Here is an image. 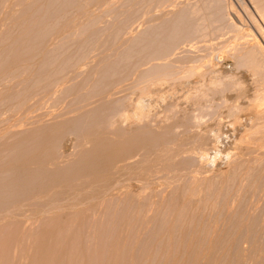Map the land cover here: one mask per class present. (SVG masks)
Masks as SVG:
<instances>
[{
    "label": "rangeland",
    "instance_id": "374dc122",
    "mask_svg": "<svg viewBox=\"0 0 264 264\" xmlns=\"http://www.w3.org/2000/svg\"><path fill=\"white\" fill-rule=\"evenodd\" d=\"M32 3H34V4H32ZM38 3H39V5H38ZM66 4L67 5L69 4V5L67 6ZM212 5H214V6H212ZM54 9H55V11H53ZM138 9H139V11H138ZM263 9H264V6H263ZM83 11H85V12H83ZM137 11H138V13H137ZM138 14H140V15H138ZM47 15L49 17H50V15H51V17L52 16L53 17L52 18L50 17L48 19ZM129 16H130V18H129ZM67 18L70 21H68ZM110 20H112V21H110ZM40 21H42V22H40ZM37 22H39V23H37ZM63 22H65V23H63ZM113 22H114V24H113ZM131 22H132V24H131ZM191 22H193V24ZM66 23H67V25H66ZM70 24H73V25L75 24L74 25L75 27L73 25H70ZM189 24H191V25H189ZM63 25H65V26H63ZM127 25H128V27H127ZM186 26H188V27H186ZM45 27H47V28H45ZM120 27H122V29ZM144 27H146V28H144ZM56 28H58V29H56ZM195 28L198 30H195ZM36 29H37V31H36ZM188 29L189 30L192 29V30L189 32ZM58 31H60L59 32L60 34L58 33ZM45 33H47V34L45 35ZM132 33H133V35H132ZM144 33L146 34V36H149L151 34L154 37V39L156 40L157 44H160L161 42H167V41H168V43H170V48H169L170 51H168L169 53L167 52L168 58L165 57L164 59H162V61L157 60L154 62L152 61L151 63H146V61H147L146 57L141 55V56L132 58L133 60H128V62H129L128 66H127L128 71L126 72L127 75L125 77V78H127V80H126L127 82H125V83L122 82L123 86L119 85L120 90L118 92L120 94L119 95L115 94L114 95L115 97L112 96L114 98H111L109 100L110 104H113V102L115 103L116 100L119 103L125 102L126 101L125 97H127L129 95L130 90L132 91V87L135 84H137L138 78L143 74V72L145 73L146 71H148V69L150 70L153 66L170 65V67H171L174 65L173 69L177 68V66H178V67L182 68L183 70L186 69L185 67H187V69H188V66L191 68L197 67V69L200 71V74L199 73L196 74V77L192 76L194 82H196L201 77H204L203 79H205V81H207L216 72L219 75L221 83L219 82L217 84V86L215 85V86H213V88L212 87L210 88V86H209L210 89L207 91V95H205L206 98H204V96L201 98H200V96H197V97L194 96L193 97L194 99L197 98V100H194L191 97L192 99L190 98V100H189L190 103L188 104L187 103L188 101L186 102L188 105L185 103V101L182 100V98L180 97V94H178L177 96L175 95L174 98L168 99L165 101L166 103L164 102L163 104H161L160 108L156 109L157 111L155 110L153 112L154 115H152L153 113H151V115H152L151 118L147 119L148 121L146 120L144 123L142 122L144 125L143 124L141 125V123H139V124H126V125L124 124L121 127H119L120 131L122 133H124L125 136H127V135L129 136V135L136 133V132L143 133V131H141L143 129L144 132L149 131V132H153V134L155 133L156 135H157V133H159L160 136H163L164 134H166L164 132H167V140H166L167 142L166 143L168 145H170L168 143L170 140H172L174 142L176 141L175 142L176 145H175V143L173 145V143L170 142L171 143L170 147L165 143L164 144L165 147L163 145L161 147V145H160V146L156 147L154 150H152L151 152H147L145 150L139 151L140 153L142 151L145 153L144 154L142 152V154H141L143 158L140 157L141 155L140 156L138 155V154H140L138 152V153H136L138 156L135 157L136 156V154H135V156H134L135 158L132 157L131 158L132 160L130 159V161H128V162H126L127 160H125V161L119 160L118 162H116V164L118 166H121L123 164L122 166H125L126 168H129L130 170H131V168L133 169L131 172V175L126 179V181L131 182L133 180L134 181L136 180L139 187L137 186V184H135L136 181H135V183H133L134 181L131 183L129 182L127 185V183H125L126 181L124 180L122 182H124V184H126V185H124V184L122 185L121 184L122 182H120V183H117L118 185L117 184L113 185L115 189L112 188V186H111V187H109L110 189L105 190L103 188V190L102 189L97 190L96 187L94 186L95 183H90L89 180H87V184L81 186L79 188V190L76 191V193H74V195L69 196V197L63 196L62 199L60 197L59 199H61V201H59V203H58L59 206H57L58 204L57 205L54 204L57 202L47 203L46 205H44L41 208V212H40L41 215H39V213L34 214L33 213L34 210H29V209H31V207L25 206L24 207L25 209L23 212L25 215L28 214L30 217L23 216V217H21L22 220H26L27 223L29 224V222L33 223L34 219H38V221H36V222H38L40 224L41 222L47 221L50 219V217L52 218V216H54L55 218L53 217V220L56 219V221H57L55 225L61 227L62 232L63 231L68 232L69 231V230H67L68 228H71L70 230L72 232H74L77 229L74 232L75 234H72L71 231L67 234H65V233L62 234V232H61L58 236V242H59L58 245L55 243V240L53 238H51L53 241H51V239L49 238L51 242H48L45 246H46L48 254L52 255L55 258V259L54 258L53 259L56 260V262L53 261V259H52V262H55V264H58L59 261L67 262L71 259L73 260L74 254L71 253V250L69 249L68 245H69V243L71 244L75 240L76 241L78 240V242H77V248H79L78 253L80 255L79 257L81 258V261L83 264H97V260L95 258L93 259V261H92V259L90 260V258L96 256V255H94V252H95V254L97 251L99 252L101 247L103 248L104 245H107L106 247H109L110 250H108L106 253V252H104L105 251L104 250L105 247H104L103 248L104 251L99 252L100 254L103 253V254H101V258L106 257L107 259L110 260V261L108 260L109 262H112L111 259L114 257L116 258V259L114 258V260L121 259L117 255L119 252H116V251H121L120 254L124 255V253H122V250H121L123 248L122 247L123 245L124 246L126 245L123 248L124 252H125V250L128 251L130 249L129 247L126 249V247L129 246V242H131L130 244L134 247L133 250L135 252H138V250L140 252V249H142V248H140V246L144 247V245H145L147 247V249H149V251H152L153 250L152 248H154L153 246H155V244H156V247L160 244V242L162 244V240H163V245H161L162 249H160L161 248L160 247V248H156V250L158 251V249H159V252H158V253H160L159 256L161 254H164L165 252H167L168 256H165L166 254H164L165 257L163 256V259H162V255L159 258L157 253H153L154 258L158 257V262L165 261L164 263L162 262V264H167V263L171 264L174 262V259L175 260L177 259L176 261H179V262H177L179 264H182L183 262L186 263V261H188L186 264H192L195 261H196L195 264H199L200 262H202V264H206V263L211 264V262H212L211 256H213V255H214L213 261L216 259L220 261L219 262L216 260L213 262L214 264H216V262H217V264H219V263L223 264L224 260L225 261L229 260L228 263L224 262V264H226V263L227 264H243V263L244 264H264V260H263L264 259V105H263L264 104L263 103L264 102L263 101L264 100V94H263L264 93V18H263V20L261 19L259 11H257L255 9V6L251 2V0H158V2H157V0H137V1L136 0H0V148H2L3 145H7V144L10 145L16 139L31 133V131H36V133H39L40 132L39 130H41L42 128H47L49 126L57 125V124L58 125H62L65 123L68 124V122H70L71 120H75L77 117L83 116L84 112H85L84 114H86V113H89L90 111H92L93 109L97 108L99 101H97V103H95V104L88 101V103L91 104L89 107H87V109H89V110L83 111V113L81 112L79 115L78 110L81 109L80 107H82L84 104L82 103V105H81V104H78L77 102H79L78 100H81L84 96H87L88 94H90V92L94 89L93 86L97 85L96 83L99 82L101 74L105 69H111V67L114 65V63L118 64L120 61L123 60V58L127 55V54L125 55L126 48H127V50L131 48L130 49V51H131L133 45H136L138 43V46H139V44L141 42L139 39L144 41V39H142V37L143 38L146 37V36H143V35H145ZM147 33H148V35H147ZM31 34H32V36H31ZM94 35L96 38L93 37ZM130 35L132 38L130 37ZM35 37L39 38V39L43 38V37H46V38L41 39L42 42L43 41L44 42H43V44L38 45L39 39H37V42H34V44L32 43L33 42L32 40ZM91 38H93V40L94 39L95 40L93 41V40H91ZM86 39H88V40L90 39L89 40L90 42ZM24 40H26L25 41L26 43H24ZM83 40H86V41H83ZM137 40H139V42ZM27 41L31 42L30 43L31 46L28 45L29 43ZM134 41H137V42H135L136 44L134 43ZM115 42H116V46H115ZM121 42H122V44H121ZM124 43H126V45ZM131 43H133V44H131ZM15 44H16V47L14 46ZM25 44H27V45H25ZM35 44H37V45L35 46ZM93 44L95 47H93ZM130 45H132V46H130ZM22 46H24V47L26 46V48H24V47L22 48ZM128 46H130V47H128ZM17 47H19L21 50L24 49V51H26V52L22 51V54H23V56L27 54V56L25 57L27 62L22 61L23 64H20L22 62H20V63L12 62L13 59L11 57L13 56L12 53L14 52V50L12 52V49L13 48L18 49ZM134 47L136 48L137 46H134ZM134 47H133V49H134ZM194 48H195V50H194ZM74 49H76V50H74ZM115 50H117V52ZM121 51L123 53H120ZM201 52H202V54H200ZM85 53H87L86 55H88V56H86ZM193 54L196 56L198 54L197 58H196V56H193ZM35 55H37V56H35ZM46 55L48 57L50 56L49 58L51 59V61L49 59V63H50V66H51V64H53L52 66H53L54 70L51 68L52 66L45 69L44 71L41 70L42 69L41 67H43L42 66L43 62L44 61L46 62L48 60L47 59L48 57H46ZM58 55H60V56H58ZM114 55H115V57H117L116 58V59H118L117 61H114V59H115V57H113ZM30 56H32V57L30 58ZM121 56L123 58H121ZM188 56H190V57H188ZM27 57H29V58H27ZM41 57H43V58H41ZM37 58L38 59L41 58L42 60L40 59L38 61L39 62L38 63ZM61 59H62V61H61ZM165 59H166V61H164ZM52 60L55 61L54 62L55 65H54ZM56 61L61 62V65H60V63H58ZM186 61H188L190 63V65L187 64ZM7 62L10 66L7 65ZM34 62H35V64H34ZM70 62L72 63V66H71ZM80 62L81 63L83 62V65ZM185 62H186V64H185ZM5 63H6V65H5ZM78 63H80V64L78 65ZM195 63H197V64H195ZM47 64L48 63H44V65H47ZM58 64L61 66V69H59L60 67H58V70H55V68H57V66H59ZM62 64H63V66H62ZM124 64L127 65V62H125ZM124 64H122V65H124ZM177 64H179V65H177ZM73 65H74V67H73ZM95 65L96 66L98 65V68L101 67L100 70H98V68ZM102 65L107 66V67H105L103 69L104 66H102ZM137 65L140 67H137ZM141 65H142V67H141ZM8 66L10 67V69ZM87 66H90V67H87ZM109 66H110V68H109ZM76 67H77V69H76ZM94 67L96 68V71H95ZM201 68H202V70H201ZM70 69L72 71H70ZM178 69L179 68H177L175 70H178ZM187 69H186V71H187ZM47 70L49 71L48 74H47ZM97 70H98V73L96 74ZM179 71H178L179 75L176 76L177 78L182 79V78L187 76V75L185 76L186 71L185 72L181 71V69ZM80 72H81V74H80ZM181 72H183V73L181 74ZM56 73L58 74V76L56 75ZM85 73H86V75H85ZM93 73H94V76H92ZM49 74H51V75L49 76ZM99 74H100V76H99ZM61 75H63V77ZM96 75H98L97 80H96V78H97ZM41 76H43L44 78ZM88 77H89L88 82H85L88 84L87 85L85 84L86 86L85 85L83 86L82 82L86 81L88 79ZM91 77H92V79L96 77L95 80L98 82L92 80ZM115 79L116 78L111 79V80L114 81ZM40 81H41V83H40ZM80 82L82 83L81 85L83 87L78 86ZM94 82H96V83L93 85ZM236 84H238V85H236ZM54 85H55V87H54ZM240 85H241V87H240ZM78 88H81V90H79ZM82 88H86V89L82 90ZM136 88L138 89V87H136ZM136 88H134L133 90H135ZM165 88H167V86H165L164 89ZM77 89H78V91H77ZM128 89H130V90H128ZM68 93H69V95H68ZM59 94H61V95H59ZM208 94H210V95L208 96ZM61 96L63 97L62 99L60 98ZM44 98H45V100H44ZM203 98H204V100H202ZM178 99L180 100L179 103H178V101H179ZM198 99H200V100L198 101ZM195 101H197V103L200 102L199 104L201 105L202 108L197 107L196 105H198V104ZM47 102H48V104H47ZM191 102H195L196 107L193 105L194 103L192 104ZM202 102H203V105L201 104ZM180 103H182V104L180 105ZM96 104H97V106H96ZM190 104H192V105L190 106ZM259 104L261 107L260 106L258 107ZM75 106H79V107H75ZM229 113H231V114H229ZM260 113H261V115H260ZM232 114H233V116H232ZM76 115H78V116H76ZM231 116H232V118H231ZM64 117H66V118H64ZM71 117H73V118H71ZM68 119H70V120H68ZM236 120L238 122H236ZM60 122H61V124H59ZM235 122L237 124L239 123V125H240V126H237V124L234 125V127H235L234 129L235 130L237 129L236 130L237 132L234 131L233 128H230V124L231 123L235 124ZM228 124H229V126H228ZM233 124L231 126H233ZM148 125L150 127H148ZM217 125H219L220 127ZM221 125H222L223 129L221 128ZM226 125L228 128L226 127ZM214 126L216 129L219 128L218 131L219 130H220V132L223 131L222 132L223 134L226 133L227 136L232 135L231 134L232 130L234 131V133H233L234 139L232 137L233 141L231 142V140H229L233 144L230 145V142L225 143L227 145L229 144L228 151H227V148H225V147H227L226 145L224 147L223 146L219 147V150L222 153L224 152L222 156L226 155L225 153L228 154L229 152L232 155H230V153H229L230 158L228 159V162H227V160L225 161V159H224V161L221 160L222 163L220 161V165H219V161H217L216 163H218V164L213 165V166L211 165V167L208 166L209 169L207 167H205V163L204 164L202 163L200 165L201 167L198 164H197V166L193 165V164H195L196 159L197 158L199 159L198 154H200L201 152H204V153L207 152L208 154L214 152L213 150L211 151L212 148L210 150L207 149V148H209L208 146H210V145H208L209 142L206 141V140H209V136H208L209 134L208 133ZM236 127H238V128H236ZM215 128L213 130H215ZM147 129H149V130H147ZM153 129H155V130H153ZM161 129H162V131H161ZM225 130H227V131L229 130L231 133L229 131L224 132ZM205 132L207 134L205 136V137H207V139L202 137L205 134ZM198 133L200 134V136ZM236 135H237V137H235ZM110 136H114V135H109L107 137L109 140L110 139L116 140V138H112V137L110 138ZM75 137H76L75 135L70 136V133L64 134L63 137L60 138L61 140L59 142L60 144H58V146H57L58 148L55 149L57 155H61V156L63 155L62 157H64V158L66 157L65 158L66 162L67 161L75 162L76 160L75 159L73 160V157L78 158L77 156H79V154H80V153L79 154L76 153L80 149H78L77 146H75ZM163 137H165V135ZM230 139H231V137H230ZM4 140L6 143H4ZM201 141L207 142L206 145H208V146L205 147L204 149H202L203 147L202 148L200 147V145L202 143ZM238 142H240V143L238 144ZM234 143H236V144L234 145ZM202 144L205 146V143H202ZM61 145L63 148L61 147ZM203 145H201V146H203ZM183 146H184L183 151H185V148L187 147L189 152L187 151V149L185 152H187L188 154L187 153L184 154V152L182 151ZM176 147H178V151H177ZM180 147H181V150H180ZM197 147H199L201 149V151H199L200 150L199 148L196 149ZM221 147L224 149L222 150ZM159 148L162 151L159 150ZM164 148H165V151L167 148L166 152L169 155H171V152H172V155H175L176 157L174 158V157H172V155L170 157H168L169 155H166L167 153L165 151H163ZM191 148L195 149L196 152L199 151L200 153L197 152L198 153L197 154L195 152V150H193ZM2 149H0V152L2 151ZM168 150H169V152H168ZM202 150H204V151H202ZM158 151L162 152L163 155H166V157L163 156L162 153H160ZM173 151L174 152L176 151L177 155ZM225 151H227V152H225ZM178 152H181V153H179V155H178ZM191 152H195V153H192L193 156H192ZM75 154L76 155L78 154V155L73 156ZM149 154L152 156V158ZM180 154H181V156H180ZM194 154H196L198 156H196ZM69 155L72 156L70 158L72 160L69 159ZM184 155H186L187 157ZM0 156H1V153H0ZM167 157H168V160L165 159ZM171 157L174 159H172ZM177 157L180 158V160H183L181 158H184V159L188 158L189 159L191 157L190 158V159H192L191 163L193 162L192 167L195 169H193L192 167L191 168L188 167L187 169L189 170V168H190L191 171L190 170L189 171L191 172V174H190V172L188 173V171H186L187 176L188 177L190 175H191V177L193 176L192 178H193L194 182H196L199 180V178L202 177L201 175H198V174H202L203 177L198 181V183H194L192 181V179H190V184H188L189 182L184 183V179L181 180L182 182L180 181L181 183H179L177 181L176 182H168L169 179H172V177H173L172 173L173 172L170 174V176H171V178H170V176L168 174H165V173H167V172H165L166 168H163V167H165L167 163H168L167 164V166H168V165L172 164L173 161H175V162L179 161L178 159L176 160ZM195 157H196V159H195ZM64 158L63 159L59 158L60 160L58 159V162H57V164L59 163L58 166H60V164H61L60 161L64 160ZM136 158H138V159H136ZM139 158H141L142 160L141 159L139 160ZM156 159H158V161ZM169 159L171 161L170 163H169ZM198 159H197V161H198ZM219 159H222V158L220 157V158H218V160ZM65 160L63 162L61 161L62 164L65 162ZM137 160H139V161H137ZM185 160H187V159H185ZM70 162L68 164L64 163L65 166L63 165L60 167L65 168V167L72 166V163H70ZM131 162H133L132 164L134 166L131 165ZM148 162L150 163V165ZM162 162H163V164L160 165ZM164 162H166V163L164 164ZM124 163H128L132 167H127L128 164L125 165ZM141 163H143L144 165ZM145 165H147V166H145ZM60 167H58V169H60ZM135 167H137V168H135ZM140 167H142V169L143 168L144 169L142 170ZM203 167L205 169H203ZM146 168H148L149 170ZM161 168H163L164 171H162ZM135 169H138V170H136V172H135ZM195 170H198V172L197 171L195 172ZM133 171L137 174H135ZM163 172H165V173H163ZM186 172H184V173H186ZM174 173H175V176L178 174L176 172H174ZM195 173H197V174H195ZM1 174L2 173H0V178H3L6 176V174H4V173L2 174V176H1ZM153 174H154V177H152ZM197 175L200 176L198 178V180H197ZM187 176H185V177H187ZM191 177H189V178H191ZM194 177H196L195 178L196 180L194 179ZM138 178H140V179H138ZM152 178L154 179V181ZM189 178H187L188 180L185 178V181L186 180L189 181ZM129 179H131V180H129ZM141 179L144 181L146 179L147 182L145 181L146 182L145 183ZM162 180L164 181V184H163V182H160ZM150 181H152V182H150ZM141 182H144L143 186H141V184H142ZM155 182H157V183H155ZM165 182H166L167 189H166V186H164ZM147 183L148 184L150 183V184L148 185ZM154 183L157 185H155ZM176 183H178L180 186L179 185L176 186ZM182 183L185 186H183ZM145 184L147 186H150V187H148L150 189L145 187V188H147L145 190L144 189ZM189 185L191 186V188H189L190 187ZM115 186H117V188ZM187 186H189L188 187L189 189L187 188ZM136 187H138V188H136ZM142 187L144 190L142 189ZM151 187L154 191L151 189ZM169 187H170V189H169ZM184 187H186L187 192L182 191V189ZM140 188L142 189V191H145V193L142 192ZM173 189L175 190V194H174ZM148 190H150V192H149L150 194L148 192L146 193V191H148ZM179 190H181L180 192L185 193V194L182 195L180 192L177 193L176 191H179ZM183 190H185V188ZM139 191L141 194L143 193V195L146 194V195H144V197L145 196L149 197V198L146 197L145 200L143 199L145 201L144 203L142 202L143 196L142 195L140 196ZM160 191H162V192L160 193ZM126 192H128V193L126 194ZM153 192H156L158 195L156 193H153ZM171 192L173 194H171ZM188 192H192V193H189L190 196L192 194V196H193V197L191 196L192 198L188 197L189 196ZM112 193H113V195H112ZM136 193L139 194V196L138 195L136 196ZM151 193H153V194L151 195ZM163 193H165V194H163ZM92 194H94V195H92ZM132 194H133V196H132ZM149 195H151L153 198L151 199L150 198L151 196H149ZM153 195L155 196L156 199L154 198ZM177 195H178V197H176ZM93 196H95V197H93ZM169 196L170 197L172 196V198L173 197H175V198H173V200H172V198H170ZM184 196H186V197L184 198ZM86 197H87V199H86ZM135 197H139L141 199L135 198ZM63 198L66 200L69 198L70 199L66 201ZM91 198H93V200H91ZM107 198H108V200H107ZM127 198L129 199V201ZM183 198L185 199L184 201H183ZM187 198H189L190 201ZM77 199H79L80 201ZM105 199L108 201L109 204L106 203L107 201ZM147 199H151L150 202L152 201L151 202L152 207H155V208H152L151 206L149 207V205H151V204L148 203L149 201L146 202ZM136 200H139V201L141 200V201L137 202ZM169 200H172L173 203H169ZM186 200L189 202H187ZM86 201H89L91 204L88 202H87L88 204H86L85 203ZM162 201H163V203H161ZM7 202L8 203L13 202V199H9L3 203V204L6 203L5 204L6 207H8L10 205ZM73 202H75L76 204L75 203L73 204ZM199 202H201L202 204ZM60 203H62L61 204V206L63 205L62 207L60 206ZM157 203H158V205H157ZM165 203L166 204L168 203L169 205L167 204L168 205L167 206ZM82 204L84 205L83 207H82ZM101 204H102V206H100ZM106 204L108 205L109 210H108V207L105 208ZM123 204H125L128 212L125 210V208H124L125 206L124 207L121 206ZM136 204H137V207H136ZM49 205H52L54 208L52 206H49ZM64 205H66V206H64ZM110 205H111L112 210L110 209ZM179 205H181L184 209L182 207H179ZM113 206H116V208L114 209ZM138 206L140 207L141 210L143 209L142 213L140 212ZM141 206H142V208H141ZM164 206H167V208L171 206V208L173 207L174 210L168 208L169 211L171 210V212L169 214L168 209L165 208ZM174 206L175 207L178 206L180 211L183 209L182 213L184 215V218L186 220L189 219L187 221L189 223L184 228L186 230H183L182 227L178 229L177 224H174L175 225L174 226V225L168 223V222H170V220H172L170 223L173 222V219H170L173 216H176V217L179 216L177 213H179L180 211L177 207L175 208ZM78 207L81 208V210H83V211L86 209L85 207H89V208H87L88 211L86 209L87 214L85 213V211L84 212L81 211V213L82 212L85 213V214H83L84 218H83L82 214H80V212H79L80 209ZM92 207L95 208V210ZM120 207H122L123 210ZM144 207L146 208V212H145ZM162 207L167 209V210L162 209ZM185 207H187L188 209ZM99 208H100V210L101 209L102 210L99 211ZM134 208L137 210H135ZM156 208H157V210H156ZM4 209L0 208L1 211ZM7 209H9V207ZM92 209L95 212V213L93 212L94 214L92 213V211H93ZM11 210H13V209L11 208ZM43 210H45L46 212L49 211L48 214ZM57 210H59V212H57ZM105 210L107 212L111 210L112 212L111 211H110V213L108 212V215H107V214H105V213H107ZM121 210L122 211L125 210L126 214H124V212H119ZM163 210L165 212H163ZM191 210H193V211L191 212ZM104 211H105V213H104ZM157 211H159L160 214ZM23 212L21 210V212L17 211L16 213L20 214ZM27 212H29V213H27ZM78 212L80 214L79 217L77 215ZM185 212H187V214H189V216L185 217V215H186ZM112 213L114 215V216L112 215V217H115V219H113L111 217V220H114V221H112L113 222L112 223L109 220L111 222V224L109 222V224H107V225H111V226L110 227L108 226V229H106L107 226L104 224V221L106 220L105 222L108 223L107 217L110 216ZM121 213H123L125 216H127V213H128V215L130 214L131 217H133V219L131 217L129 218L131 220V222L128 218H125V216L123 217V215ZM154 213L156 214V216ZM2 214L0 213V215H2ZM42 214H44V215H42ZM67 214H68V216H67ZM157 214H159V215H157ZM166 214H167V216H166ZM174 214H176V215H174ZM254 214H255V217H253ZM64 215L67 218L64 217ZM160 215L161 216L164 215L163 217L165 218V220L169 226L164 225L163 222H165V221H164V219H162L163 217H161ZM232 215H233V217H232ZM251 215L253 218L251 217ZM71 216L73 219L72 218L69 219V217H71ZM118 216L119 217L121 216V218H119ZM169 216H171V217L168 218ZM193 216H194V218H193ZM16 217L19 218V216H16ZM143 217H145V218H143ZM189 217H191V219ZM3 218H5V217L0 218V227L4 226V224L7 221L11 222V221L15 220V219L9 220L8 217H6L7 219H5V220H7V221L4 220L5 222H3ZM41 218H42V220H41ZM230 218L232 220H230ZM255 218L258 221H255ZM63 219H64V221H61ZM68 219L70 221H68ZM127 219L129 221H126ZM146 219H147V221H146ZM158 219H162L163 222H161L162 220H160V222L159 221L156 222V220H158ZM168 219H170V220L167 221ZM193 219H194V221H192ZM1 220H2V222H1ZM92 220H94V221H92ZM116 220H118V222L115 223ZM122 220L123 221L125 220V221L123 223H121ZM143 220L146 221V223ZM226 220H228V221H226ZM73 221H74V223H73ZM88 221H89V223H88ZM119 221H121V222H119ZM152 221L154 222V224ZM231 221H232V223H231ZM63 222H65V223H63ZM69 222L71 224H69ZM101 222L106 227H104L103 224L98 225V223L101 224ZM138 222H139V224H138ZM147 222H149V224ZM166 222H165V224H167ZM190 222H192L193 224ZM252 222H254V223H252ZM38 223L33 224L35 227H33V225L31 226V224H30V226L33 227V231L38 226ZM124 223H125V226H127L126 225L127 223L128 224L132 223L131 226H133V227L127 228L128 227L127 226L125 228V226L122 225ZM133 223L138 225L135 227L137 229L134 228L135 225ZM173 223H176L175 220ZM255 223H258V225ZM73 224L75 227H72ZM96 224L98 226H96ZM143 224L144 225L146 224L144 226V228L142 227ZM236 224H239L238 225L239 228ZM252 224H254V225H252ZM113 225H115V226H113ZM147 225H149V226H147ZM160 225H161V228H160ZM170 225H172V226H170ZM213 225H215L214 228H213ZM255 225H257L258 228L260 225V228H259L260 231L257 232V230H259V229L257 227H255ZM67 226H70V227H67ZM92 226L94 227V229H96L100 232L97 231L96 232L97 234H94L96 230L93 229V231H92V229H90ZM99 226L103 227L102 230L105 228L104 231L108 230L106 233H108L110 236L108 234H106L104 231H102L100 229L101 227H99ZM162 226H163V229H162ZM173 226L176 227V230H174V231L171 230L172 229L171 227H173ZM246 226L249 228L247 229ZM253 226L255 227V229H252ZM77 227H79L80 229ZM97 227H99V228H97ZM111 227L113 228L114 231L112 230ZM115 227H117L118 229H116ZM139 227H140L141 231H142V229H144L146 232L143 230V234H142V232L140 230L138 231ZM168 227H169L168 231L173 232V233L171 232L172 234L170 236L168 235V234H170V232H167ZM174 227H173V229H174ZM240 227H241L242 231H240ZM244 227L247 230H249L250 233L252 230H254V231L256 230L255 232L254 231L252 232L253 234L254 233L257 234L256 236L254 234V239L250 238L251 235L253 236V234L251 233V235L249 236L250 233H248V231ZM164 228L166 229V231L163 232V230H165ZM87 229L90 231H88ZM119 229H120V232H119ZM126 229H127V232L125 233ZM79 230H81V232ZM128 230L131 232V234L128 232ZM135 230H137L138 232ZM160 230L162 231L163 236H161L162 234H161ZM121 231H122V233H121ZM132 231H133V233H132ZM243 231H245V232H243ZM134 232H136L137 234ZM139 232L141 233L142 236H140ZM242 232H243V236H242ZM157 233H159L160 235ZM238 233H239V235H238ZM64 234H65V236H64ZM134 234L136 235L137 239H134V237H135ZM164 234L169 236L168 239H167V237H164V236H166ZM244 234H245V238L243 241L242 239H239V238L244 237ZM66 235L69 237H70V235H74L75 238L73 236H71V239L74 238V240L72 242H69L71 240H69V237L66 238ZM86 235L88 237H86ZM105 236H107V237H105ZM158 236H159V240H158ZM160 236H161V239H160ZM195 236H198V238L197 237L195 238ZM238 236H240V237H238ZM246 236H247V239H246ZM85 237L88 239L87 241H89V242H87L85 240L86 239ZM155 237L157 238L158 241L155 239ZM162 237H163V239H162ZM63 238L68 240L67 243L68 242L69 243L66 244V240ZM138 238H140L141 240L140 239L138 240ZM169 238H171V239L169 240ZM213 238H214V240L211 241ZM233 238L236 240H234ZM249 238L251 239V242H253L252 246L250 244ZM133 239H134V241H133ZM164 239L167 241L169 240L170 242H166V241H164ZM185 239H187V240H185ZM195 239H197V240L195 241ZM215 239H217V240H215ZM255 239H257V240H255ZM108 240H109V242L106 244V242ZM111 240H113V241H111ZM146 240H149V241H146ZM155 240H156V242H155ZM191 240H192V242H191ZM240 240H241V244H242V241L245 243L242 245L239 244ZM95 241H96V243H95ZM143 241H144V243H143ZM181 241H182V243H181ZM189 241L191 242V245H190ZM210 241H211V243H210ZM214 241L215 242L217 241L218 243L217 242L214 243ZM219 241L220 242L222 241V244H220ZM234 241H239L238 245H241V246H237V244H236L237 242H234ZM247 241H248V243L246 244ZM102 242H103V245L101 244ZM140 242L143 244L142 245L138 244ZM145 242L150 246L153 244V246H151L152 248L149 247ZM151 242H152V244H150ZM158 242H159V244H157ZM165 242L167 244L169 243V245H168L169 247L164 244ZM84 243H86V244H84ZM91 243H92V245H91L92 247L90 246ZM97 243L100 245H98ZM109 243H112V245ZM118 243L120 244L119 248L117 247L119 245ZM201 243H202V245H201ZM108 244L110 246H108ZM113 244L114 245L116 244V246H114ZM226 244H228V245L226 246ZM260 244H262V245H260ZM24 245L28 246V244H24ZM197 245H199L198 246L199 249L196 248ZM211 245H212V247H211ZM222 245H224V246H222ZM247 245L249 246V248ZM253 245H256V246L254 247ZM94 246H95V248L100 247V248H98L99 250L97 249V251H93V250H96V249H94ZM163 246H164V248H163ZM170 246H171V248H170ZM31 247H32V245H31ZM135 247H137L136 250H135ZM201 247L202 248L204 247V248L202 249ZM214 247H216L214 250V252L216 254H213V252H212L213 251L212 248L214 249ZM221 247H224V249ZM238 247H240V248H238ZM252 247H254V248L258 247V248L255 250ZM259 247H260V249L261 248L262 249L260 250ZM166 248H168L167 250H169L170 252L166 251ZM187 248H191V249H189L187 251L186 250ZM194 248H195V250H194ZM246 248H248V249H246ZM111 249L113 250L112 252H111ZM164 249H165V251H164ZM170 249H173V250H170ZM208 249H210V250H208ZM222 249H223V251H222ZM239 249H240V252H239ZM241 249L242 250L244 249V250L242 251ZM86 250H88V251H86ZM154 250H155V248H154ZM154 250H153V252H154ZM156 250H155V252H157ZM193 250L195 253L193 252ZM198 250H199V252H198ZM251 250H252V252H251ZM161 251L164 253H162ZM172 251L176 254L173 255L174 253ZM190 251H192L191 256H193L194 254H196V255L200 254V256L195 255V257L194 256L193 257L196 259H194L193 257L191 258L190 255L188 254V253H190ZM203 251H205V252H203ZM217 251H219L221 254ZM15 252H16V254H15ZM98 252H97V255H98ZM108 252H110L112 256L114 253H116V254L113 257H110L111 258L110 259L109 258L110 253L107 256ZM185 252H186V254H185ZM200 252H202V253H200ZM231 252H234V253L232 254ZM9 253H10V255H9L10 260L13 264H29L31 262V258H33V255H32L33 252H32V249H30V248H26L25 250H22V249L17 248L16 246H14L13 248L9 249ZM168 253L170 254V256ZM14 254H15V256H14ZM120 254H119V256H120ZM229 254H231V256ZM172 255H173V260H171L172 258H170V257H172ZM218 255L219 256L221 255V257L222 256L224 257V258L223 257L221 258L222 261H221V259H218V258H220V257H218ZM234 255H235V257H234ZM176 256H178L179 258ZM186 256L187 257L189 256V257L186 259ZM183 257H184V261L179 260L180 258L183 259ZM202 257L205 259H203ZM206 257H207V259L211 260V262L208 261L206 259ZM231 257H232V260H230ZM167 258L169 260H171V262H169V260H166ZM235 258L237 260H235V262H234ZM193 259L195 261H193ZM197 259H198V261H197ZM180 261L182 263H180ZM190 261H191V263H189ZM240 261H242V262H240Z\"/></svg>",
    "mask_w": 264,
    "mask_h": 264
},
{
    "label": "bare ground",
    "instance_id": "6f19581e",
    "mask_svg": "<svg viewBox=\"0 0 264 264\" xmlns=\"http://www.w3.org/2000/svg\"><path fill=\"white\" fill-rule=\"evenodd\" d=\"M137 1V0H136ZM157 2H158V0H157ZM187 2V1H186ZM216 2V1H215ZM214 2V3H215ZM251 2L253 3V5L255 6V9L257 10V11H259V13H260V17H261V19L263 20V18H264V9H263V6H264V0H251ZM40 3V2H39ZM39 3H38V5H39ZM83 3V2H82ZM161 3V2H160ZM22 4V3H21ZM32 4H34V3H32ZM59 5V4H58ZM67 5V4H66ZM69 5V4H68ZM67 5V6H68ZM164 5V4H163ZM63 6V5H62ZM66 6V7H67ZM162 6V5H161ZM212 6H214V5H212ZM14 7V6H13ZM33 7V6H32ZM52 7V6H51ZM108 7V6H107ZM167 7V6H166ZM63 8V7H62ZM131 8V7H130ZM206 8V7H205ZM232 8V7H231ZM66 9V8H65ZM132 9V8H131ZM158 9V8H157ZM170 9V8H169ZM234 9V8H233ZM63 10V9H62ZM49 11V10H48ZM53 11H55V9L53 10ZM129 11V10H128ZM138 11H139V9H138ZM138 11H137V13H138ZM198 11V10H197ZM52 12V11H51ZM83 12H85V11H83ZM98 12V11H97ZM150 12V11H149ZM173 12V11H172ZM234 12V11H233ZM248 12V11H247ZM46 13V12H45ZM44 13V14H45ZM48 13V12H47ZM54 13V12H53ZM56 13V12H55ZM70 13V12H69ZM75 13V12H74ZM82 13V12H81ZM142 13V12H141ZM51 14V13H50ZM62 14V13H61ZM189 14V13H188ZM56 15V14H55ZM54 15V16H55ZM124 15V14H123ZM138 15H140V14H138ZM152 15V14H151ZM157 15V14H156ZM194 15V14H193ZM27 16V15H26ZM48 16V15H47ZM64 16V15H63ZM153 16V15H152ZM33 17V16H32ZM40 17V16H39ZM50 17H51V15H50ZM49 16H48V19L50 18ZM53 17V16H52ZM51 17V18H52ZM70 17V16H69ZM68 17V18H69ZM170 17V16H169ZM180 17V16H179ZM199 17V16H198ZM210 17V16H209ZM208 17V18H209ZM238 17V16H237ZM44 18V17H43ZM67 18V19H68ZM72 18V17H71ZM114 18V17H113ZM117 18V17H116ZM129 18H130V16H129ZM152 18V17H151ZM177 18V17H176ZM194 18V17H193ZM22 19V18H21ZM40 19V18H39ZM46 19V18H45ZM161 19V18H160ZM41 20V19H40ZM57 20V19H56ZM66 20V19H65ZM64 20V21H65ZM75 20V19H74ZM90 20V19H89ZM146 20V19H145ZM204 20V19H203ZM44 21V20H43ZM48 21V20H47ZM68 21H70L69 19H68ZM67 21V22H68ZM110 21H112V20H110ZM127 21V20H126ZM205 21V20H204ZM40 22H42V21H40ZM49 22V21H48ZM73 22V21H72ZM71 22V23H72ZM120 22V21H119ZM195 22V21H194ZM20 23V22H19ZM18 23V24H19ZM37 23H39V22H37ZM44 23V22H43ZM63 23H65V22H63ZM134 23V22H133ZM158 23V22H157ZM167 23V22H166ZM192 24H193V22H191ZM102 24V23H101ZM113 24H114V22H113ZM120 24V23H119ZM125 24V23H124ZM131 24H132V22H131ZM130 24V25H131ZM159 24V23H158ZM57 25V24H56ZM66 25H67V23H66ZM70 25H73V24H70ZM75 25V24H74ZM73 25V26H74ZM93 25V24H92ZM129 25V24H128ZM128 25H127V27H128ZM188 25V24H187ZM189 25H191V24H189ZM235 25V24H234ZM50 26V25H49ZM63 26H65V25H63ZM81 26V25H80ZM86 26V25H85ZM198 26V25H197ZM215 26V25H214ZM58 27V26H57ZM69 27V26H68ZM75 27V26H74ZM73 27V28H74ZM90 27V26H89ZM130 27V26H129ZM137 27V26H136ZM149 27V26H148ZM167 27V26H166ZM165 27V28H166ZM186 27H188V26H186ZM199 27V26H198ZM39 28V27H38ZM45 28H47V27H45ZM53 28V27H52ZM72 28V27H71ZM82 28V27H81ZM91 28V27H90ZM121 29H122V27H120ZM144 28H146V27H144ZM237 28V27H236ZM240 28V27H239ZM34 29V28H33ZM56 29H58V28H56ZM70 29V28H69ZM148 29V28H147ZM181 29V28H180ZM29 30V29H28ZM71 30V29H70ZM69 30V31H70ZM80 30V29H79ZM88 30V29H87ZM125 30V29H124ZM153 30V29H152ZM158 30V29H157ZM192 29H188V31L190 32ZM194 30V29H193ZM195 30H198V29H196L195 28ZM220 30V29H219ZM240 30V29H239ZM36 31H37V29H36ZM35 31V32H36ZM44 31V30H43ZM62 31V30H61ZM83 31V30H82ZM105 31V30H104ZM146 31V30H145ZM144 31V32H145ZM205 31V30H204ZM33 32V31H32ZM31 32V33H32ZM60 31H58V33H59ZM106 32V31H105ZM127 32V31H126ZM186 32V31H185ZM28 33V32H27ZM30 33V32H29ZM40 33V32H39ZM48 33V32H47ZM47 33H45V35L47 34ZM88 33V32H87ZM103 33V32H102ZM108 33V32H107ZM196 33V32H195ZM34 34V33H33ZM38 34V33H37ZM51 34V33H50ZM60 34V33H59ZM64 34V33H63ZM84 34V33H83ZM96 34V33H95ZM139 34V33H138ZM145 34V33H144ZM192 34V33H191ZM199 34V33H198ZM216 34V33H215ZM24 35V34H23ZM29 35V34H28ZM35 35V34H34ZM44 35V34H43ZM52 35V34H51ZM86 35V34H85ZM103 35V34H102ZM110 35V34H109ZM129 35V34H128ZM132 35H133V33H132ZM147 35H148V33H147ZM169 35V34H168ZM31 36H32V34H31ZM42 36V35H41ZM66 36V35H65ZM101 36V35H100ZM106 36V35H105ZM138 36V35H137ZM143 36H146V34L145 35H143ZM157 36V35H156ZM37 37V36H36ZM33 38V44H34V42H37V39H39V38ZM39 37V36H38ZM61 37V36H60ZM93 37H95V35L93 36ZM130 37H131V35H130ZM139 37V36H138ZM142 37V36H141ZM20 38V37H19ZM22 38V37H21ZM26 38V37H25ZM29 38V37H28ZM46 37H43V38H40L38 41V45H40V44H43V42H42V40L41 39H45ZM96 38V37H95ZM102 38V37H101ZM132 38V37H131ZM160 38V37H159ZM32 39V38H31ZM100 39V38H99ZM142 39H144V41H142L141 39H139L141 42H140V44H139V46H138V43L136 44L135 42H139V40H137V41H134V43L136 44V45H130V46H132V50L130 51V49H128L127 50V48H126V51H125V57L123 58L122 56H121V58H123V60L122 61H120L118 64H116V63H114V65L111 67V69H105L103 72H102V74H101V77H100V79H99V82L98 81H96L97 79H98V75H96V80H95V78H93L92 79V77H91V79L92 80H94V81H96V82H98V83H96V82H94L93 83V85L96 83L97 85L95 86H93V90L90 92V94H88L87 96H84L81 100H78L79 102H77L78 104H81L82 105V103L84 104L82 107H80L81 109H79L78 110V114L80 115V113L82 112L83 113V111H86V110H89V109H87V107H89L91 104H89L88 103V101H90L91 103H97V101H99V104H98V107L97 108H95V109H93L92 111H90L89 113H86V114H84L83 113V116H80V117H77L75 120H71L70 122H68V124L67 123H65V124H62V125H52V126H49V127H47V128H42L41 130H39L40 132L39 133H36V131H31V133H29V134H27V135H24V136H22V137H20V138H18V139H16L13 143H9L10 145H3V149L2 148H0V149H2V151L0 152L1 153V156H0V173H4V174H6V176L5 177H3V178H0V208L2 209H4V210H0V213L2 214V215H0V218H2V217H5V218H3V222H5V221H7V220H5V219H7L6 217H8V219L9 220H13V219H15L14 221H7L5 224H4V226H1L0 227V264H13L12 262H11V260H10V253H9V249H11V248H13L14 246H16L17 248H19V249H22V250H25L26 248H30V249H32V252H33V258H31V262L29 263V264H55V262H56V260H54L55 258L52 256V255H50V254H48V252H47V249H46V244L48 243V242H51V241H53L51 238H53L54 240H55V243L58 245L59 244V242H58V236H59V234L62 232V228L61 227H59V226H56L55 224H56V219H54L53 220V217L54 216H52V218L50 217V219L49 220H47V221H44V222H41L40 224L38 223V222H36V221H38V219H34L33 221V223L31 224L30 222H29V224L27 223V221L26 220H22V218L21 217H23V216H27V217H30L28 214L27 215H25L24 214V207L26 206H29V207H31V209H29V210H34L33 211V213L34 214H38L39 213V215H41V208L44 206V205H46L47 203H52V202H57V203H54V204H58L59 203V201H61V199H62V197L63 196H67V197H69V196H72V195H74V193H76V191H78L79 190V188L81 187V186H83V185H86L87 184V180H89V182L90 183H95L94 184V186L96 187V189L97 190H100V189H102L103 190V188L106 190V189H110L109 187H111L112 186V188H114V184H117V183H120V182H122V181H126V179L131 175V172H132V168H131V170L129 169V168H126L125 166H118L117 164H116V162H118L119 160H122V161H125V160H127L126 162H128V161H130V159L132 158V157H134L135 156V154L136 153H138L139 151H141V150H145V151H147V152H151L152 150H154L156 147H158V146H160L161 145V147H162V145L164 146V144L167 142L166 140H167V132H164V133H166V134H164L165 135V137H163V136H160V134L159 133H157V135L154 133L153 134V132H144V130L142 129L141 131H143V133H141L140 131V133H138V132H136V133H133V134H131V135H127V136H125V134L124 133H122L121 131H120V128L119 127H121L122 125H126V124H139V123H141V125L147 120V119H149V118H151V116L152 115H154V111L156 110V109H158V108H160V106H161V104H163L166 100H168V99H172V98H174V96L176 95H178V94H180V97L182 98V100L183 101H185V103L187 102L188 104L190 103L189 102V100H190V98L192 97H194V96H200V98L201 97H203L204 96V98H206L205 97V95H207V91L212 87L213 88V86H217V84L221 81L220 80V78H219V75L215 72V74L214 75H212V77L211 78H209L207 81H205V79H203L204 77H201V78H199L196 82H194L193 81V77L192 76H194V77H196V74H200V71L197 69V67L195 68V67H189L188 65V69H187V67H185L186 69H187V71H186V69L185 70H183L182 68H180V67H178L177 66V68H179L178 70H175V69H177V68H175V69H173V66H171L170 67V65H159V66H153L150 70L148 69V71H146L145 73L143 72V74L138 78V82H137V84H135L133 87H132V91L130 90V89H128V90H130L129 92V95L127 96V97H125L126 98V101L125 102H117V100L115 101V103L113 102V104H110L109 103V100L111 99V98H114L115 96V94H117V95H119L120 93L118 92L119 90H120V86L119 85H122V82L123 83H125V82H127L126 80H127V78H125L126 77V75H127V66H128V60H133L132 58H134V57H138V56H141V55H143V56H145L146 57V59H147V61H146V63H151L152 61L154 62V61H157V60H161L162 61V59H164L165 57H167L168 55H167V52L168 51H170L169 50V48H170V43H168V41L167 42H161L160 44H157L156 43V40L154 39V37L150 34L149 36H146L145 38H143L142 37ZM189 39V38H188ZM30 40V39H29ZM86 40H88V39H86ZM86 40H83V41H86ZM90 40V39H89ZM88 40V41H89ZM91 40H93V38H91ZM95 40V39H94ZM93 40V41H94ZM169 40V39H168ZM26 40H24V43H26L25 42ZM31 41V40H30ZM28 42L29 44L28 45H30L31 46V42ZM87 41V42H88ZM92 41V42H93ZM102 41V40H101ZM133 41V40H132ZM42 42V43H41ZM90 42V41H89ZM98 42V41H97ZM192 43V42H191ZM23 44V43H22ZM37 44H35V46L37 45ZM50 44V43H49ZM121 44H122V42H121ZM125 45H126V43H124ZM131 44H133V43H131ZM24 45V44H23ZM25 45H27V44H25ZM15 47H16V44L14 45ZM67 46V45H66ZM77 46V45H76ZM104 46V45H103ZM115 46H116V42H115ZM122 46V45H121ZM130 46H128V47H130ZM134 46H137L136 48L134 47ZM11 47V46H10ZM21 47V46H20ZM24 46H22V48H23ZM93 47H95L94 46V44H93ZM119 47V46H118ZM133 47H134V49H133ZM18 49H16V48H13L12 49V52H13V50H14V52L12 53L13 54V56L11 57L12 59H13V61L12 62H15V63H20V62H22V61H26L27 62V60L25 59V57L27 56V54L26 55H24L23 56V54H22V51H24V49L23 50H21L19 47H17ZM24 48H26V46L24 47ZM34 48V47H33ZM41 48V47H40ZM53 48V47H52ZM57 48V47H56ZM77 48V47H76ZM187 48V47H186ZM207 48V47H206ZM36 49V48H35ZM46 49V48H45ZM190 49V48H189ZM27 50V49H26ZM39 50V49H38ZM41 50V49H40ZM44 50V49H43ZM74 50H76V49H74ZM109 50V49H108ZM118 50V49H117ZM117 50H115L116 52H117ZM180 50V49H179ZM194 50H195V48H194ZM10 51V50H9ZM42 51V50H41ZM123 51V50H122ZM120 52V53H123V52ZM206 51V50H205ZM24 52H26V51H24ZM56 52V51H55ZM75 52V51H74ZM79 52V51H78ZM81 52V51H80ZM88 52V51H87ZM108 52V51H107ZM203 52V51H202ZM202 52L200 53V54H202ZM67 53V52H66ZM84 53V52H83ZM106 53V52H105ZM169 53V52H168ZM188 53V52H187ZM199 53V52H198ZM7 54V53H6ZM75 54V53H74ZM73 54V55H74ZM87 53H85V55H86ZM90 54V53H89ZM97 54V53H96ZM112 54V53H111ZM38 55V54H37ZM37 55H35V56H37ZM69 55V54H68ZM76 55V54H75ZM84 55V56H85ZM120 55V54H119ZM42 56V55H41ZM58 56H60V55H58ZM86 56H88V55H86ZM108 56V55H107ZM192 56V55H191ZM193 56H196V55H194L193 54ZM192 56V57H193ZM197 56H198V54H197ZM197 56H196V58H197ZM204 56V55H203ZM32 56H30V58H31ZM46 57H48L47 55H46ZM50 57V56H49ZM47 58L48 60V62L46 61H44L43 62V64H42V66L43 67H41L42 69L41 70H45V69H47V68H49V67H51L53 64H51V66H50V63H49V59L50 58ZM113 57H115V55L113 56ZM171 57V56H170ZM188 57H190V56H188ZM201 57V56H200ZM21 58V59H20ZM27 58H29V57H27ZM41 58H43V57H41ZM40 58V59H41ZM61 58V57H60ZM117 57H115V59H114V61H117L118 59H116ZM140 58V57H139ZM168 58V57H167ZM195 58V59H196ZM23 59V60H22ZM40 59H38L37 58V62L40 60ZM54 59V58H53ZM71 59V58H70ZM112 59V58H111ZM136 59V58H135ZM5 60V59H4ZM32 60V59H31ZM36 60V59H35ZM42 60V59H41ZM58 60V59H57ZM88 60V59H87ZM175 60V59H174ZM187 60V59H186ZM189 60V59H188ZM50 61H51V59H50ZM53 61V60H52ZM61 61H62V59H61ZM75 61V60H74ZM73 61V62H74ZM81 61V60H80ZM139 61V60H138ZM164 61H166V59L164 60ZM202 61V60H201ZM6 62V61H5ZM11 62V63H12ZM55 61H53V63H54ZM56 62H58V61H56ZM67 62V61H66ZM84 62V61H83ZM83 62L81 63L82 65H83ZM102 62V61H101ZM106 62V61H105ZM125 62H127V65L126 64H124ZM131 62V61H130ZM170 62V61H169ZM182 62V61H181ZM187 62V64H189L190 65V63L188 62V61H186ZM186 62H185V64H186ZM196 62V61H195ZM200 62V61H199ZM255 62V61H254ZM10 63V64H11ZM14 63V64H15ZM39 63V62H38ZM37 63V64H38ZM44 63H48L47 65H44ZM58 63H60V65H61V62H58ZM71 63V62H70ZM80 63H78V65L80 64ZM104 63V62H103ZM168 63V62H167ZM173 63V62H172ZM201 63V62H200ZM20 64H23V62L22 63H20ZM28 64V63H27ZM34 64H35V62H34ZM109 64V63H108ZM107 64V65H108ZM112 64V63H111ZM122 64H124V65H122ZM159 64V63H158ZM195 64H197V63H195ZM199 64V63H198ZM5 65H6V63H5ZM7 65H9L8 64V62H7ZM54 65H55V63H54ZM59 65V64H58ZM57 66V68H55V70H58V67H60L59 69H61V66ZM76 65V64H75ZM77 65V66H78ZM105 65V64H104ZM104 65H102V66H104ZM136 65V64H135ZM143 65V64H142ZM142 65H141V67H142ZM176 65V64H175ZM177 65H179V64H177ZM10 66V65H9ZM8 66V67H9ZM12 66V65H11ZM62 66H63V64H62ZM71 66H72V63H71ZM94 66V65H93ZM96 66V65H95ZM193 66V65H192ZM195 66V65H194ZM197 66V65H196ZM38 67V66H37ZM56 67V66H55ZM73 67H74V65H73ZM72 67V68H73ZM87 67H90V66H87ZM86 67V68H87ZM97 68H98V65L96 66ZM105 67H107V66H104L103 67V69L105 68ZM137 67H140V66H138L137 65ZM183 67V68H184ZM199 67V66H198ZM208 67V66H207ZM52 69H53V66L51 67ZM66 68V67H65ZM101 68V67H100ZM100 68H98V70H100ZM109 68H110V66H109ZM172 68V69H171ZM9 69H10V67H9ZM68 69V68H67ZM75 69V68H74ZM76 69H77V67H76ZM85 69V68H84ZM94 69H95V71H96V68L94 67ZM181 69V71H186L185 72V76L186 77H184V78H182V79H179V78H177L176 76L177 75H179V70ZM54 70V69H53ZM64 70V69H63ZM98 70H97V72H96V74L98 73ZM134 70V69H133ZM136 70V69H135ZM198 70V71H197ZM201 70H202V68H201ZM21 71V70H20ZM70 71H72L71 69H70ZM76 71V70H75ZM179 71V72H178ZM60 72V71H59ZM65 72V71H64ZM93 72V71H92ZM91 72V73H92ZM100 72V71H99ZM188 72V73H187ZM10 73V72H9ZM19 73V72H18ZM49 73V71L47 70V74ZM53 73V72H52ZM90 73V72H89ZM95 73V72H94ZM94 73H93V75L92 76H94ZM183 72H181V74H182ZM187 73V74H186ZM14 74V73H13ZM46 74V73H45ZM55 74V73H54ZM80 74H81V72H80ZM42 75V74H41ZM51 74H49V76H50ZM56 75L58 76V74L56 73ZM73 75V74H72ZM85 75H86V73H85ZM60 76V75H59ZM62 77H63V75H61ZM68 76V75H67ZM91 76V75H90ZM99 76H100V74H99ZM255 76V75H254ZM41 77H43V76H41ZM47 77V76H46ZM70 77V76H69ZM82 77V76H81ZM176 77V78H175ZM182 77V76H181ZM44 78V77H43ZM59 78V77H58ZM114 78H116L114 81H112L111 79H114ZM192 79V80H191ZM238 79V78H237ZM46 80V79H45ZM44 80V81H45ZM49 80V79H48ZM62 80V79H61ZM88 80H89V77H88V79L86 80V81H84V82H80L79 83V85L78 86H84L85 84L87 85L88 83H85V82H88ZM72 81V80H71ZM70 81V82H71ZM43 82V81H42ZM62 82V81H61ZM234 82V81H233ZM40 83H41V81H40ZM46 83V82H45ZM44 83V84H45ZM48 83V82H47ZM53 83V82H52ZM221 83V82H220ZM70 84V83H69ZM82 84V85H81ZM260 84V83H259ZM49 85V84H48ZM58 85V84H57ZM85 85V86H86ZM236 85H238V84H236ZM46 86V85H45ZM77 86V87H78ZM82 86V87H83ZM123 86V85H122ZM165 86H167V88H165L164 89V87ZM209 86H210V88H209ZM52 87V86H51ZM50 87V88H51ZM54 87H55V85H54ZM66 87V86H65ZM136 87H138V89L136 88ZM208 87V88H207ZM232 87V86H231ZM240 87H241V85H240ZM24 88V87H23ZM68 88V87H67ZM134 88H136L135 90H133ZM79 90H81V88H78ZM78 89H77V91H78ZM83 89H86V88H82V90ZM122 90V89H121ZM243 90V89H242ZM46 91V90H45ZM69 91V90H68ZM71 91V90H70ZM212 91V90H211ZM126 92V91H125ZM62 93V92H61ZM71 93V92H70ZM80 93V92H79ZM87 93V92H86ZM85 93V94H86ZM89 93V92H88ZM264 94V93H263ZM59 95H61V94H59ZM67 95V94H66ZM68 95H69V93H68ZM125 95V94H124ZM210 94H208V96H209ZM112 96H114V97H112ZM228 96V95H227ZM231 96V95H230ZM68 97V96H67ZM72 97V96H71ZM12 98V97H11ZM24 98V97H23ZM51 98V97H50ZM61 99L63 98L62 96L60 97ZM191 98V99H192ZM204 98L202 99V100H204ZM214 98V97H213ZM243 98V97H242ZM55 99V98H54ZM76 99V98H75ZM194 99V98H193ZM260 99V98H259ZM44 100H45V98H44ZM58 100V99H57ZM179 100V99H178ZM181 100V101H182ZM194 100H197V98L196 99H194ZM200 99H198V101H199ZM201 100V101H202ZM209 100V99H208ZM67 101V100H66ZM119 101V100H118ZM182 101V102H183ZM261 101V100H260ZM259 101V102H260ZM264 101V100H263ZM262 101V102H263ZM49 102V101H48ZM48 102H47V104H48ZM58 102V101H57ZM62 102V101H61ZM76 102V101H75ZM174 102V101H173ZM180 102V100L178 101V103ZM196 103H197V101H195ZM195 102H191L194 106L196 105V103ZM55 103V102H54ZM166 103V102H165ZM184 103V102H183ZM186 103V104H187ZM200 103V102H199ZM199 103H197L198 105H196L197 107H201V105L199 104ZM205 103V102H204ZM261 103V102H260ZM264 103V102H263ZM58 104V103H57ZM182 103H180V105H181ZM187 104V105H188ZM192 104H190V106L192 105ZM202 105H203V102L201 103ZM206 104V103H205ZM59 105V104H58ZM237 105V104H236ZM264 105V104H263ZM96 106H97V104H96ZM172 106V105H171ZM195 106V107H196ZM260 106V104L258 105V107ZM49 107V106H48ZM58 107V106H57ZM56 107V108H57ZM75 107H79V106H75ZM173 107V106H172ZM171 107V108H172ZM186 107V106H185ZM224 107V106H223ZM230 107V106H229ZM242 107V106H241ZM257 107V106H256ZM257 107V108H258ZM261 107V106H260ZM32 108V107H31ZM62 108V107H61ZM175 108V107H174ZM202 108V107H201ZM198 109V108H197ZM231 109V108H230ZM236 109V108H235ZM263 109V108H262ZM51 110V109H50ZM58 110V109H57ZM185 110V109H184ZM203 110V109H202ZM260 110V109H259ZM76 111V110H75ZM157 111V110H156ZM64 112V111H63ZM77 112V111H76ZM166 112V111H165ZM171 112V111H170ZM232 112V111H231ZM237 112V111H236ZM262 112V111H261ZM151 113H153L152 115H151ZM229 114H231V113H229ZM53 115V114H52ZM260 115H261V113H260ZM76 116H78V115H76ZM196 116V115H195ZM232 116H233V114H232ZM232 116H231V118H232ZM239 116V115H238ZM27 117V116H26ZM75 117V116H74ZM155 117V116H154ZM220 117V116H219ZM64 118H66V117H64ZM71 118H73V117H71ZM230 118V119H231ZM154 119V118H153ZM169 119V118H168ZM196 119V118H195ZM68 120H70V119H68ZM151 120V119H150ZM149 120V121H150ZM208 120V119H207ZM260 120V119H259ZM53 121V120H52ZM57 121V120H56ZM148 121V120H147ZM234 121V120H233ZM261 121V120H260ZM59 122V121H58ZM57 122V123H58ZM143 122V123H142ZM236 122H238L237 120H236ZM235 122V124H233V123H229L230 124V128H233V130L234 131H236L234 128V125H236L237 123ZM148 123V122H147ZM190 123V122H189ZM243 123V122H242ZM262 123V122H261ZM59 124H61V122L59 123ZM146 124V123H145ZM216 124V123H215ZM218 124V123H217ZM220 124V123H219ZM229 124H228V126H229ZM233 124V126H231ZM144 125V124H143ZM182 125V124H181ZM179 126V125H178ZM183 126V125H182ZM217 126H219V125H217ZM237 126H240L239 125V123L237 124ZM245 126V125H244ZM39 127V126H38ZM41 127V126H40ZM144 127V126H143ZM147 127V126H146ZM148 127H150L149 125H148ZM202 127V126H201ZM220 127V126H219ZM226 127H227V125H226ZM225 127V128H226ZM142 128V127H141ZM153 128V127H152ZM167 128V127H166ZM170 128V127H169ZM199 128V127H198ZM215 128V126L209 131V140H206L207 142H209L208 143V145H210V146H208V145H206V143L207 142H202V143H205V146L201 143V145H203V146H201L200 145V147L202 148V149H204L205 147H209V148H207L208 150H210L211 148V151L213 150L214 152L213 153H210V154H208L207 152L206 153H204V152H199V151H201V149L199 148V147H197L196 149H200L199 151H197V152H199L200 154H198L197 152H196V150L195 149H193V148H191V149H193V150H195V152L199 155H196V154H194V155H196V156H198L199 157V159H198V161H197V159H196V157H195V159H196V161H195V164H193V165H196L197 166V164L200 166L202 163L204 164L205 163V167H207L208 169H209V167H211V165L213 166V165H217L218 163H216L217 161H219V165H220V161L222 160V161H224V159H225V161L227 160V162H228V159L230 158V155H232L230 152V155H229V153L227 154V153H225L226 155H224V156H222L223 155V153L219 150V147L220 146H227V147H225V148H227V151H228V149H229V144L227 145V144H225V143H228V142H230L229 140H231V142L233 141V139H234V131L232 130V135H229V136H227L226 135V133L225 134H223L222 132L223 131H221L220 132V130L218 131V129H216L215 128V130H213ZM221 128H222V125H221ZM220 128V129H221ZM228 128V127H227ZM236 128H238V127H236ZM242 128V127H241ZM138 129V128H137ZM151 129V128H150ZM201 129V128H200ZM199 129V130H200ZM223 129V128H222ZM221 129V130H222ZM35 130V129H34ZM147 130H149V129H147ZM146 130V131H147ZM152 130V129H151ZM153 130H155V129H153ZM198 130V131H199ZM161 131H162V129H161ZM206 131V130H205ZM208 131V130H207ZM227 130H225L224 132H226ZM227 131V132H228ZM135 132V131H134ZM155 132V131H154ZM160 132V131H159ZM192 132V131H191ZM204 132V131H203ZM237 132V131H236ZM68 133H70V136L71 135H75L76 137H75V146H77V148L78 149H80V150H76L77 152L76 153H80L79 154V156H77L76 154L75 155H73V156H77L78 158H76V157H73V160L75 159L76 161L75 162H73V161H67L66 162V160H65V158L64 157H62L61 155H57L56 154V148H58L57 146H58V144H60L59 142H60V138H62L63 137V135L64 134H68ZM178 134V133H177ZM176 134V135H177ZM199 134V133H198ZM229 134V133H228ZM238 134V133H237ZM109 135H114V136H110V138L112 137V138H116V140H114V139H108L107 137L109 136ZM207 134H206V132H205V134L202 136V137H204V138H206L207 139V137H205ZM240 135V134H239ZM199 136H200V134H199ZM169 137V136H168ZM230 137H231V139H230ZM232 137H233V139H232ZM235 137H237V135L235 136ZM196 138V137H195ZM202 139V138H201ZM200 139V140H201ZM236 139V138H235ZM188 140V139H187ZM63 141V140H62ZM169 141V140H168ZM236 141V140H235ZM241 141V140H240ZM173 143V145H174V143L176 142H174V141H172V140H170L168 143L170 144V145H168L167 143V145L170 147L171 146V143ZM181 142V141H180ZM196 142V141H195ZM198 142V141H197ZM230 142V145L231 144H233V143H231ZM258 142V141H257ZM4 143H6L5 142V140H4ZM63 143V142H62ZM240 142H238V144H239ZM245 143V142H244ZM194 144V143H193ZM236 143H234V145H235ZM175 145H176V143H175ZM182 145V144H181ZM198 146V145H197ZM61 147H62V145H61ZM74 147V146H73ZM160 147V148H161ZM165 147V146H164ZM167 147V146H166ZM175 147V146H174ZM63 148V147H62ZM61 148V149H62ZM159 148V150H161ZM173 148V147H172ZM189 148V147H188ZM195 148V147H194ZM222 148V147H221ZM60 149V148H59ZM176 149H177V151H178V147H176ZM186 149H187V147L185 148V151H186ZM206 149V150H207ZM224 148H222V150H223ZM180 150H181V147H180ZM184 150V146H183V148H182V151ZM59 151V150H58ZM162 151V150H161ZM163 151H165V148H164V150ZM166 151H167V148H166ZM165 151V152H166ZM185 151H183L184 152V154L185 153H187V152H185ZM187 151H188V149H187ZM192 151V150H191ZM202 151H204V150H202ZM227 151H225V152H227ZM253 151V150H252ZM143 152V151H142ZM142 152L140 153V154H138L139 156L142 154ZM158 152H160V151H158ZM168 152H169V150H168ZM174 152V151H173ZM182 152V153H183ZM189 152V151H188ZM195 152H191V154L192 153H195ZM210 152V151H209ZM144 153V152H143ZM160 153H162V152H160ZM167 153V152H166ZM165 153V154H166ZM175 154L177 153L176 151L174 152ZM179 153H181V152H178V155H179ZM222 153V154H221ZM145 154V153H144ZM188 154V153H187ZM5 155V156H4ZM137 154H136V156L135 157H137L138 156ZM150 155V154H149ZM160 155V154H159ZM162 155H163V153H162ZM166 155H169L168 153L166 154ZM166 155H163V156H165L166 157ZM171 155H172V152H171ZM171 155H169L168 157H170ZM177 155V154H176ZM183 155V154H182ZM190 155V154H189ZM60 156V157H59ZM151 156V155H150ZM154 156V155H153ZM180 156H181V154H180ZM184 156H186V155H184ZM192 156H193V154H192ZM72 156H70L69 155V159L71 158ZM134 157V158H135ZM140 157H142V155L140 156ZM145 157V156H144ZM155 157V156H154ZM168 157L167 158H165V159H167L168 160ZM172 157H176L175 155H172ZM171 157V158H172ZM179 157V156H178ZM176 158V160L178 159L179 161H173L172 162V164H170V165H168L167 166V164H166V166L165 167H163V168H166L165 169V172H167V173H165V172H163V173H165V174H168L169 176H170V174L172 173L173 174V177H172V179H169L168 180V182H179V183H181L182 181V179H184V183L185 182H189L188 184H190V179H192V181L194 182V180H193V176L191 177V175L189 176V177H191V178H189L188 176H187V172L186 171H188V173L191 171L190 170V168L192 167V163H191V160L192 159H188V158H185V159H187V160H185L184 158H181V159H183V160H180V158ZM187 157V156H186ZM189 157V156H188ZM222 158V159H219L218 160V158ZM63 159L64 158V160H65V162L64 163H72V166H69V167H65V168H61L60 166H65V164L63 163L62 164V162L64 161V160H61L60 161V163L62 164H60V166H58L59 165V163L57 164V162H58V159ZM143 158V157H142ZM151 158H152V156H151ZM156 158V157H155ZM174 158H172V159H174ZM59 159V160H60ZM136 159H138V158H136ZM141 158H139V160H140ZM154 159V158H153ZM171 159V160H172ZM194 159V158H193ZM68 160V159H67ZM70 160H72V159H70ZM132 160V159H131ZM139 160H137V161H139ZM142 160V159H141ZM157 161H158V159H156ZM145 161V160H144ZM147 161V160H146ZM222 161H221V163H222ZM134 162V161H133ZM133 162H131V165H133L132 163ZM142 162V161H141ZM171 161H170V159H169V163H170ZM175 162V163H174ZM197 162V163H196ZM139 163V162H138ZM145 163V162H144ZM149 163V162H148ZM157 163V162H156ZM160 163V162H159ZM166 162H164V164H165ZM216 163V164H215ZM224 163V162H223ZM125 165L126 164H128V163H124ZM141 164H143V163H141ZM163 164V162L160 164V165H162ZM233 164V163H232ZM254 164V163H253ZM131 165H127V167H132ZM144 165V164H143ZM148 165V164H147ZM147 165H145V166H147ZM149 165H150V163H149ZM191 165V166H190ZM207 165V166H206ZM134 166V165H133ZM138 166V165H137ZM195 166V167H196ZM209 166V167H208ZM58 167H60V169H58ZM139 167V166H138ZM144 167V166H143ZM149 167V166H148ZM188 167H190L189 168V170L187 169ZM201 167V166H200ZM216 167V166H215ZM221 167V166H220ZM225 167V166H224ZM54 168V169H53ZM135 168H137V167H135ZM141 169H142V167H140ZM163 168H161V170L162 171H164L163 170ZM193 168V167H192ZM213 168V167H212ZM211 168V169H212ZM217 168V167H216ZM238 168V167H237ZM144 169V168H143ZM142 169V170H143ZM146 169H148V168H146ZM145 169V170H146ZM186 169V170H185ZM193 169H195V168H193ZM192 169V170H193ZM203 169H205L204 167H203ZM207 169V170H208ZM136 170H138V169H135V172H136ZM149 170V169H148ZM155 170V169H154ZM198 172V170H195V172ZM134 172V171H133ZM134 172V173H135ZM156 172V171H155ZM174 172H176V173H178L176 176H175V173ZM184 172H186V173H184ZM204 173V172H203ZM2 174H1V176H2ZM135 174H137V173H135ZM190 174H191V172H190ZM193 174V173H192ZM195 174H197V173H195ZM205 174V173H204ZM189 175V174H188ZM198 175H201L202 177H203V175L202 174H198ZM197 175V180H198V178L200 177V176H198ZM237 175V174H236ZM133 176V175H132ZM185 176H187V177H185ZM137 177V176H136ZM143 177V176H142ZM147 177V176H146ZM145 177V178H146ZM149 177V176H148ZM152 177H154V174H153V176ZM201 177V178H202ZM141 178V177H140ZM140 178H138V179H140ZM151 178V177H150ZM149 178V179H150ZM156 178V177H155ZM170 178H171V176H170ZM185 178L187 179V178H189V181H185ZM196 177H194V179H195ZM201 178H199V180L201 179ZM133 179V178H132ZM144 179V178H143ZM148 179V178H147ZM153 179V178H152ZM204 179V178H203ZM202 179V180H203ZM247 179V178H246ZM250 179V178H249ZM129 180H131V179H129ZM142 180V179H141ZM159 180V179H158ZM196 180V179H195ZM198 180V181H199ZM217 180V179H216ZM134 181V180H133ZM133 181H131V182H133ZM136 181V180H135ZM135 181L133 182V183H135ZM142 181H144V180H142ZM145 181H146V179H145ZM144 181V182H145ZM149 181V180H148ZM153 181H154V179H153ZM181 181V182H180ZM198 181H196V182H194V183H198ZM130 181H126L125 183H127V185H128V183H129ZM130 182V183H131ZM140 182V181H139ZM138 182V183H139ZM144 182H141L142 184H141V186H143V184H144ZM147 182V181H146ZM145 182V183H146ZM150 182H152V181H150ZM160 182H163V184H164V181L162 180V181H160ZM192 182V183H193ZM155 183H157V182H155ZM154 183V184H155ZM122 185L124 184V182H122L121 183ZM135 184H137V181H136V183ZM148 184V183H147ZM150 184V183H149ZM148 184V185H149ZM162 184V185H163ZM118 185V184H117ZM124 185H126V184H124ZM130 185V184H129ZM155 185H157V184H155ZM154 185V186H155ZM177 185H179L178 183H176V186ZM182 185L183 186H185L183 183H182ZM212 185V184H211ZM137 186H138V184H137ZM140 186V187H141ZM153 186V185H152ZM164 186H166V182H165V185ZM180 186V185H179ZM178 186V187H179ZM190 186V185H189ZM189 186H187V188L189 187ZM116 188H117V186H115ZM120 187V186H119ZM135 187V186H134ZM139 187V186H138ZM138 187H136V188H138ZM145 187H150V186H147L146 184H145V186H144V189L146 190L147 188H145ZM182 187V186H181ZM193 187V186H192ZM203 187V186H202ZM83 188V187H82ZM111 188V189H112ZM121 188V187H120ZM125 188V187H124ZM130 188V187H129ZM185 188V190H183ZM183 189H182V191L184 192H187L186 191V187H184ZM189 188H191V186L189 187ZM188 188V189H189ZM115 189V188H114ZM141 189V188H140ZM139 189V190H140ZM142 189H143V187H142ZM142 189H141V191H142ZM143 189V190H144ZM148 189H150V188H148ZM151 189H152V187H151ZM159 189V188H158ZM165 189V188H164ZM166 189H167V186H166ZM169 189H170V187H169ZM195 189V188H194ZM113 190V189H112ZM111 190V191H112ZM117 190V189H116ZM129 190V189H128ZM153 190V189H152ZM174 190V189H173ZM196 190V189H195ZM215 190V189H214ZM81 191V190H80ZM132 191V190H131ZM154 191V190H153ZM163 191V190H162ZM162 191H160V193L162 192ZM181 190H179V191H176L177 193L178 192H180ZM190 191V190H189ZM101 192V191H100ZM110 192V191H109ZM114 192V191H113ZM142 192H144L145 193V191H142ZM149 193L150 192V190H148V191H146V193ZM152 192V191H151ZM221 192V191H220ZM78 193V192H77ZM99 193V192H98ZM108 193V192H107ZM128 192H126V194H127ZM131 193V192H130ZM138 193V192H137ZM136 193V196L138 195L139 196V194H140V196L142 195L143 196V198H142V200L144 199H146V197L147 198H149L148 196H145L144 197V195H146V194H144L143 195V193L141 194L140 193V191H139V194H137ZM153 193H156V192H153ZM153 193H151V195L153 194ZM182 195H184L185 193H182V192H180ZM189 193H192V192H188V194ZM150 194V193H149ZM157 194V193H156ZM163 194H165V193H163ZM171 194H173L172 192H171ZM174 194H175V190H174ZM180 194V195H181ZM92 195H94V194H92ZM98 195V194H97ZM111 195V194H110ZM112 195H113V193H112ZM151 195H149V196H151ZM158 195V194H157ZM200 195V194H199ZM238 195V194H237ZM99 196V195H98ZM97 196V197H98ZM101 196V195H100ZM103 196V195H102ZM132 196H133V194H132ZM154 196V195H153ZM173 196V195H172ZM172 196L170 197V198H172ZM175 196V195H174ZM191 196H192V194H191ZM190 196V194H189V198H192ZM198 196V195H197ZM214 196V195H213ZM263 196V195H262ZM61 197V199H59ZM74 197V196H73ZM89 197V196H88ZM93 197H95V196H93ZM111 197V196H110ZM158 197V196H157ZM176 197H178V195L176 196ZM182 197V196H181ZM186 196H184V198H185ZM207 197V196H206ZM75 198V197H74ZM77 198V197H76ZM116 198V197H115ZM135 198H139V197H135ZM151 199L153 198L152 196L150 197ZM154 198H155V196H154ZM162 198V197H161ZM166 198V197H165ZM173 198H175V197H173ZM173 198H172V200H173ZM180 198V197H179ZM183 198V201L185 200ZM189 198H187V199H189ZM234 198V197H233ZM9 199H13V202H10V203H8V204H10L8 207H9V209H7L8 207H6V203L5 204H3L4 202H6L7 200H9ZM64 199V198H63ZM70 199V198H69ZM69 199H67V200H69ZM80 199V198H79ZM79 199H77V200H79ZM86 199H87V197H86ZM98 199V198H97ZM96 199V200H97ZM102 199V198H101ZM128 199V198H127ZM139 199H141V198H139ZM151 199H147L146 200V202H148L149 204H151V205H149V207L151 206L152 207V201L150 202V200ZM156 199V198H155ZM204 199V198H203ZM218 199V198H217ZM220 199V198H219ZM64 200H66V199H64ZM66 200V201H67ZM84 200V199H83ZM90 200V199H89ZM91 200H93V198H91ZM106 200V199H105ZM107 200H108V198H107ZM106 200V201H107ZM112 200V199H111ZM142 201L143 203L145 202V201ZM172 200H169V203H173L172 202ZM80 201V200H79ZM82 201V200H81ZM98 201V200H97ZM100 201V200H99ZM102 201V200H101ZM116 201V200H115ZM128 201H129V199H128ZM137 202L139 201V200H136ZM141 201V200H140ZM139 201V202H140ZM171 201V202H170ZM187 201V200H186ZM189 201H190V199H189ZM189 201H187V202H189ZM207 201V200H206ZM255 201V200H254ZM69 202V201H68ZM90 203L89 201H86L85 203L86 204H88V203ZM94 202V201H93ZM104 202V201H103ZM175 202V201H174ZM224 202V201H223ZM228 202V201H227ZM72 203V202H71ZM75 202H73V204H74ZM84 203V202H83ZM107 204H109L108 203V201L106 202ZM131 203V202H130ZM161 203H163V201L161 202ZM183 203V202H182ZM199 203H201V202H199ZM213 203V202H212ZM254 203V202H253ZM53 204V205H54ZM61 204L62 203H60V206H61ZM76 204V203H75ZM79 204V203H78ZM91 204V203H90ZM89 204V205H90ZM105 205L106 207L105 208H107L108 207V205ZM114 204V203H113ZM134 204V203H133ZM141 204V203H140ZM146 204V203H145ZM166 204V203H165ZM168 204V203H167ZM166 204V205H167ZM185 204V203H184ZM183 204V205H184ZM202 204V203H201ZM257 204V203H256ZM119 205V204H118ZM157 205H158V203H157ZM169 205V204H168ZM167 205V206H168ZM178 205V204H177ZM182 205V204H181ZM181 205H179V207H182ZM187 205V204H186ZM215 205V204H214ZM234 205V204H233ZM48 206V205H47ZM49 206H52V205H49ZM57 206H59V204L57 205ZM63 206V205H62ZM61 206V207H62ZM64 206H66V205H64ZM68 206V205H67ZM74 206V205H73ZM81 206V205H80ZM79 206V207H80ZM84 205L82 204V207H83ZM93 206V205H92ZM97 206V205H96ZM100 206H102V204L100 205ZM117 206V205H116ZM116 206H113L114 207V209L116 208ZM121 206H125V204H123V205H121ZM140 206V205H139ZM138 206V207H139ZM167 206H164L165 208H167ZM185 206V205H184ZM209 206V205H208ZM53 207V206H52ZM78 207V208H79ZM136 207H137V204H136ZM135 207V208H136ZM148 207V208H149ZM157 207V206H156ZM175 207V206H174ZM177 208H178V206H176ZM175 207V208H176ZM216 207V206H215ZM220 207V206H219ZM11 208L13 209V210H11ZM54 208V207H53ZM57 208V207H56ZM68 208V207H67ZM86 209L87 208H89V207H85ZM93 208V207H92ZM104 208V209H105ZM121 209H122V207H120ZM125 208V210L127 211V209H126V206L124 207ZM134 208V209H135ZM141 208H142V206H141ZM145 208V207H144ZM152 208H155V207H152ZM165 208H163L162 207V209H165ZM168 208H170V209H172V210H174L173 209V207L171 208V206L170 207H168ZM167 208V209H168ZM183 208V207H182ZM185 208H187V207H185ZM202 208V207H201ZM63 209V208H62ZM61 209V210H62ZM80 209V214H82V216H83V218H84V215L83 214H87V211H88V209H87V211H86V209L84 210L85 211V213H83L84 211L83 210H81V208H79ZM94 210H95V208H93ZM92 209V210H93ZM103 209V210H104ZM110 209H111V205H110ZM133 209V210H134ZM167 209H165V210H167ZM179 209V208H178ZM177 209V210H178ZM184 209V208H183ZM182 209V210H183ZM188 209V208H187ZM192 209V208H191ZM215 209V208H214ZM21 210H22V212L23 213H20V214H17L16 212L17 211H20L21 212ZM56 210V209H55ZM69 210V209H68ZM67 210V211H68ZM76 210V209H75ZM94 210L92 211V213L94 212ZM102 210V209H101ZM100 210V208H99V211H101ZM108 210H109V207H108ZM112 210V209H111ZM110 210V211H111ZM123 210V209H122ZM119 211V212H124V214H126L125 212V210L124 211ZM135 210H137V209H135ZM139 210H140V212L142 213V210L140 209V207H139ZM156 210H157V208H156ZM176 210V209H175ZM182 210L180 211V209H179V213H177L179 216H173L172 218H170L171 216H169L168 218H170V219H173V222H174V220H175V222L176 223H170L172 220H170V219H168L167 221H169L170 220V222H168L169 224H172V225H174V224H177V228L179 229V228H183V230H186V229H184L186 226H187V224L189 223V222H187L188 220H186L185 218H184V215H183V213H182ZM186 210V209H185ZM194 210V209H193ZM193 210H191V212L193 211ZM203 210V209H202ZM43 211H45V210H43ZM48 211V210H47ZM81 211H83L82 213H81ZM98 211V210H97ZM106 211V210H105ZM105 211H104V213H105ZM110 211H108L109 213H110ZM116 211V210H115ZM168 211H169V209H168ZM167 211V212H168ZM187 211V210H186ZM190 211V210H189ZM216 211V210H215ZM260 211V210H259ZM46 212V211H45ZM49 212V211H48ZM48 212H46L47 214H48ZM57 212H59V210H57ZM79 212H78V217H79ZM107 212V211H106ZM108 212L107 213H105V214H107L108 215ZM112 212V211H111ZM118 212V213H119ZM128 212V211H127ZM145 212H146V208H145ZM158 213H159V211H157ZM163 212H165L164 210H163ZM170 212H171V210L168 212L169 214H170ZM177 212V211H176ZM201 212V211H200ZM228 212V211H227ZM16 213V214H15ZM19 213V212H18ZM27 213H29V212H27ZM89 213V212H88ZM95 213V212H94ZM93 213V214H94ZM116 213V212H115ZM156 213V212H155ZM154 213V214H155ZM182 213V214H181ZM186 213V215H185V217H187V216H189V214H187V212H185ZM184 213V214H185ZM195 213V212H194ZM204 213V212H203ZM216 213V212H215ZM224 213V212H223ZM45 214V213H44ZM44 214H42V215H44ZM100 214V213H99ZM122 215H123V217L125 216L123 213H121ZM160 214V213H159ZM159 214H157V215H159ZM165 214V213H164ZM181 214V215H180ZM192 214V213H191ZM38 215V216H39ZM70 215V214H69ZM96 215V214H95ZM103 215V214H102ZM112 215H113V213L110 215V216H106L107 218H108V223H106L105 221H104V224L107 226V228L106 229H108V226L110 227L111 225H107V224H109V222L111 221H114V220H111V217H112ZM118 215V214H117ZM148 215V214H147ZM174 215H176V214H174ZM16 216H19V218H17ZM67 216H68V214H67ZM114 216V215H113ZM155 216H156V214H155ZM161 216V215H160ZM164 216V215H163ZM163 216H161V217H163ZM166 216H167V214H166ZM221 216V215H220ZM223 216V215H222ZM37 217V216H36ZM44 217V216H43ZM42 217V218H43ZM63 217V216H62ZM64 217H66L65 215H64ZM81 217V216H80ZM89 217V216H88ZM98 217V216H97ZM117 217V216H116ZM119 217V216H118ZM131 217V215L129 214L128 215V213H127V216H125V218H130ZM158 217V216H157ZM216 217V216H215ZM232 217H233V215H232ZM231 217V218H232ZM238 217V216H237ZM251 217H252V215H251ZM253 217H255V214H254V216ZM252 217V218H253ZM17 218V219H16ZM42 218H41V220H42ZM55 218V217H54ZM67 218V217H66ZM65 218V219H66ZM70 218H72V216L71 217H69V219ZM92 218V217H91ZM95 218V217H94ZM93 218V219H94ZM113 219H115V217H112ZM119 218H121V216L119 217ZM132 219H133V217H131ZM143 218H145V217H143ZM160 218V217H159ZM190 219H191V217H189ZM193 218H194V216H193ZM230 218V220H232ZM235 218V217H234ZM262 218V217H261ZM24 219V218H23ZM44 219V218H43ZM46 219V218H45ZM59 219V218H58ZM61 219V218H60ZM68 219V221H70ZM73 219V218H72ZM80 219V218H79ZM105 219V218H104ZM126 220V221H129V220ZM135 219V218H134ZM162 219H164V221L166 222V220H165V218L163 217ZM162 219H158V220H156V222L157 221H159L160 222V220H162ZM216 219V218H215ZM5 220V221H4ZM81 220V219H80ZM84 220V219H83ZM82 220V221H83ZM95 220V219H94ZM94 220H92V221H94ZM103 220V219H102ZM101 220V221H102ZM110 220V221H109ZM145 220V219H144ZM143 220V221H144ZM153 220V219H152ZM208 220V219H207ZM223 220V219H222ZM235 220V219H234ZM40 221V220H39ZM61 221H64V219L63 220H61ZM67 221V220H66ZM65 221V222H66ZM97 221V220H96ZM125 221V220H124ZM123 220H122V222L121 221H119V222H121V223H123L124 222ZM134 221V220H133ZM136 221V220H135ZM142 221V222H143ZM146 221H147V219H146ZM146 221H144L145 223H146ZM155 221V220H154ZM192 221H194V219L192 220ZM226 221H228V220H226ZM254 221V220H253ZM255 221H258V220H256V218H255ZM262 221V220H261ZM1 222H2V220H1ZM59 222V221H58ZM65 222H63V223H65ZM85 222V221H84ZM103 222V221H102ZM101 222V224L100 223H98V225H102L103 223ZM111 222H110V224H111ZM116 222H118V220H116L115 221V223ZM130 222H131V220H130ZM153 222V221H152ZM161 222H163V220L161 221ZM165 222H163L164 223V225H166V226H169L168 225V223L167 224H165ZM211 222V221H210ZM230 222V221H229ZM243 222V221H242ZM34 223H38V226L34 229V231H33V227H35L33 224ZM73 223H74V221H73ZM88 223H89V221H88ZM113 223V222H112ZM114 223V224H115ZM126 223V222H125ZM125 223L124 224H122V225H124L125 226ZM141 223V222H140ZM148 224H149V222H147ZM190 223H192V222H190ZM220 223V222H219ZM231 223H232V221H231ZM234 223V222H233ZM245 223V222H244ZM252 223H254V222H252ZM30 224H31V226L33 225V227H31L30 226ZM69 224H71L70 222H69ZM68 224V225H69ZM104 224H103V226H104ZM131 224L132 223H127L126 225L128 226H125V228L127 227V228H129V227H133V226H131ZM134 224V223H133ZM138 224H139V222H138ZM142 224V223H141ZM153 224H154V222H153ZM193 224V223H192ZM242 224V223H241ZM255 224H257L258 225V223H255ZM261 224V223H260ZM97 224H96V226H98ZM135 226H134V228L136 227V226H138V225H136V224H134ZM146 225V224H145ZM144 224H143V228H144V226H145ZM162 225V224H161ZM161 225H160V228H161ZM172 225H170V226H172ZM230 225V224H229ZM237 226L239 225V224H236ZM252 225H254V224H252ZM257 225H255V227H257ZM263 225V224H262ZM66 226V225H65ZM72 226V225H71ZM79 226V225H78ZM88 226V225H87ZM94 226V225H93ZM91 227L90 229H92V231H93V229H94V227ZM106 226H104V227H106ZM113 226H115V225H113ZM141 226V225H140ZM147 226H149V225H147ZM175 226V225H174ZM173 226V227H174ZM214 226L215 225H213V228H214ZM245 226V225H244ZM67 227H70V226H67ZM72 227H75L74 226V224H73V226ZM99 227H101V226H99ZM99 227H97V228H99ZM165 227V226H164ZM173 227H171L170 229L171 230H176V227H174V229H173ZM232 227V226H231ZM247 227V226H246ZM255 227L253 226L252 227V229H255ZM77 228H79V227H77ZM84 228V227H83ZM82 228V229H83ZM96 228V227H95ZM102 228L103 227H101L100 229L102 230ZM112 228V227H111ZM110 228V229H111ZM116 229H118L117 227H115ZM188 228V227H187ZM200 228V227H199ZM208 228V227H207ZM210 228V227H209ZM236 228V227H235ZM238 228H239V226H238ZM245 228V227H244ZM249 227H247V229H248ZM258 228V227H257ZM259 228H260V225H259ZM258 228V229H259ZM71 228H68L67 230H69L68 232H65V231H63L62 232V234L63 233H65V234H67V233H69L71 230H70ZM73 229V228H72ZM76 229V228H75ZM80 229V228H79ZM89 229V228H88ZM87 229V230H88ZM135 229H137V228H135ZM162 229H163V226H162ZM161 229V230H162ZM165 229V228H164ZM168 229H169V227L167 228V232H170V234H168L169 236L173 233L172 231H168ZM230 229V228H229ZM228 229V230H229ZM246 229V228H245ZM246 229V230H247ZM77 230V229H76ZM75 230V231H76ZM94 230H96V229H94ZM105 230V228L102 230V231H104ZM112 230H113V228H112ZM134 230V229H133ZM140 230V227L138 228V231ZM143 230L144 229H142V234H143ZM160 230V231H161ZM182 230V229H181ZM244 230V229H243ZM74 231V230H73ZM74 231V232H75ZM80 232H81V230H79ZM78 231V232H79ZM88 231H90V230H88ZM98 230H96L95 231V233L94 234H97L96 232H97ZM108 230H106V231H104L105 233L107 232ZM110 231V230H109ZM114 231V230H113ZM112 231V232H113ZM135 231H137V230H135ZM137 231V232H138ZM145 231V230H144ZM164 231H166V229L165 230H163V232ZM234 231V230H233ZM236 231V230H235ZM240 231H242L241 230V227H240ZM239 231V232H240ZM248 231V233H250V231L249 230H247ZM246 231V232H247ZM254 230H252L251 231V233L253 232ZM256 231V230H255ZM254 231V232H255ZM258 231H260V229L259 230H257V232ZM72 232V231H71ZM74 232H72V234H75ZM98 232H100V231H98ZM119 232H120V229H119ZM127 232V229H126V231H125V233ZM128 232L131 234V232L128 230ZM146 232V231H145ZM159 232V231H158ZM172 232V233H171ZM176 232V231H175ZM213 232V231H212ZM216 232V231H215ZM243 232H245V231H243ZM243 232H242V236H243ZM90 233V232H89ZM121 233H122V231H121ZM128 233V234H129ZM132 233H133V231H132ZM134 233H136V232H134ZM140 233V232H139ZM155 233V232H154ZM166 233V232H165ZM251 233L249 234V236L251 235ZM65 234H64V236H65ZM81 234V233H80ZM106 234H108V233H106ZM127 234V235H128ZM137 234V233H136ZM157 234H159V233H157ZM156 234V235H157ZM161 236H163V233H162V231H161ZM167 234V233H166ZM166 234H164V235H166ZM231 234V233H230ZM233 234V233H232ZM246 234V233H245ZM245 234H244V237H240V236H238V237H240L239 239H242L243 241H244V238H245ZM253 234V233H252ZM255 234V233H254ZM254 234H253V236L251 235V239H254ZM263 234V233H262ZM69 235V234H68ZM109 235V234H108ZM117 235V234H116ZM135 235V234H134ZM139 235V234H138ZM155 235V234H154ZM160 235V234H159ZM168 235H166V236H164V237H167V239H168ZM193 235V234H192ZM226 235V234H225ZM238 235H239V233H238ZM247 235V234H246ZM257 234H255V236H256ZM71 236H73L74 238H75V236L74 235H70V237L69 236H67L66 235V238L67 237H69V240H71V241H69V242H72L73 240H74V238L73 239H71ZM110 236V235H109ZM130 236V235H129ZM140 236H142L141 235V233H140ZM161 236H160V239H161ZM227 236V235H226ZM231 236V235H230ZM236 236V235H235ZM234 236V237H235ZM248 236V237H249ZM86 237H88L87 235H86ZM85 237V238H86ZM105 237H107V236H105ZM112 237V236H111ZM134 237V236H133ZM157 237V236H156ZM155 237V239L157 240V238ZM185 237V236H184ZM198 238V236H195V238ZM225 237V236H224ZM237 237V238H238ZM253 237V238H252ZM51 239V241H50V239ZM61 238V237H60ZM93 238V237H92ZM117 238V237H116ZM115 238V239H116ZM129 238V237H128ZM131 238V237H130ZM154 238V237H153ZM183 238V237H182ZM227 238V237H226ZM230 238V237H229ZM249 238V240H250V244H251V246H252V243L253 242H251V239ZM62 239V238H61ZM63 239H65V238H63ZM77 239V238H76ZM134 239H137V237H136V235H135V237H134ZM134 239H133V241H134ZM140 238H138V240H139ZM162 239H163V237H162ZM171 238H169V240H170ZM234 239V238H233ZM232 239V240H233ZM246 239H247V236H246ZM66 240V239H65ZM86 241L88 240L87 238L85 239ZM90 240V239H89ZM141 240V239H140ZM156 240H155V242H156ZM158 240H159V236H158ZM157 240V241H158ZM167 241V240H165L164 239V241H166V242H170V241ZM181 240V239H180ZM184 240V239H183ZM185 240H187V239H185ZM197 239H195V241H196ZM205 240V239H204ZM214 240V238L211 240V241H213ZM215 240H217V239H215ZM223 240V239H222ZM228 240V239H227ZM234 240H236V239H234ZM255 240H257V239H255ZM259 240V239H258ZM67 241L68 240H66V244H68L67 243ZM111 241H113V240H111ZM118 241V240H117ZM146 241H149V240H146ZM200 241V240H199ZM209 241V240H208ZM207 241V242H208ZM211 241H210V243H211ZM242 241V244H244L245 242H243ZM246 241V240H245ZM77 242H78V240L76 241H74V242H72L71 244L69 243V245H68V247H69V249L71 250V253H73L74 255V258H73V260L71 259V260H69V261H67V262H62V261H59V263L58 264H83L82 263V261H81V258L79 257L80 255H79V253H78V249L79 248H77ZM85 242V241H84ZM87 242H89V241H87ZM93 242V241H92ZM105 242V241H104ZM109 242V240L106 242V244ZM116 242V241H115ZM160 242V241H159ZM159 242L157 243V244H159ZM164 243L165 245H169V243L167 244V243ZM190 242V241H189ZM191 242H192V240H191ZM191 242H190V245H191ZM217 242V241H216ZM215 241H214V243H216ZM220 242V241H219ZM229 242V241H228ZM234 242H237L236 244H237V246H241L242 244H241V240H240V243L239 244H241V245H238V242L239 241H234ZM95 243H96V241H95ZM120 243V242H119ZM118 243V244H119ZM124 243V242H123ZM122 243V244H123ZM131 242H129V246H127L126 247V249L129 247L130 249L128 250V251H126L125 250V252L123 251L124 249V247L126 246H122L123 248L121 249L122 250V253H124V255H121L120 253H121V251H116L118 248H119V246H120V244L117 246L118 248L115 250L116 252H119L117 255H118V257H120L121 259H119V260H114V258H110V257H113L116 253H114L113 254V256L111 255V253L110 252H108V254H107V256L109 255V253H110V256H109V258L111 259V261L112 262H109L110 260L109 259H107L106 257L104 258H101V254H103V253H99V252H103L104 250V252H106L107 253V251L108 250H110L109 249V247H106L107 245H104V250H103V248L101 247V249H100V251L98 252L97 251V249L98 248H100V247H98V248H95V246H94V249H96V250H93V251H97L98 252V255H97V252H96V254H95V252H94V255H96V256H94V257H92V258H90V260L92 259V261H93V259L95 258L96 260H97V264H162V262L164 263L165 261H160V262H158V257H153L154 255H153V253H157L158 254V256H159V254L160 253H158L159 252V249H158V251L156 250V248H160L161 247V245H163V240H162V244H161V242H160V244L156 247V244H155V246H153V244H152V242L150 243V244H152L151 246H153L154 248H155V250L157 251V252H155V250H154V248H152L150 245H148L146 242V244L149 246V247H151L153 250H154V252H153V250L152 251H149V249H147V247L144 245V247H141L140 246V248H142V249H140V252H139V248L137 249L138 250V252H135L134 250H133V246L130 244ZM133 243V242H132ZM143 243H144V241H143ZM143 243H138V244H143ZM181 243H182V241H181ZM218 243V242H217ZM248 243V241L246 242V244ZM24 244H28V246H25ZM84 244H86V243H84ZM98 244V243H97ZM102 245H103V242L101 243ZM109 244H111L112 245V243H109ZM108 244V246H110ZM125 244V243H124ZM171 244V243H170ZM180 244V243H179ZM189 244V243H188ZM187 244V245H188ZM208 244V243H207ZM220 244H222V241L220 242ZM255 244V243H254ZM258 244V243H257ZM263 244V243H262ZM262 244H260V245H262ZM31 245H32V247H31ZM92 245V243L90 244V246ZM98 245H100V244H98ZM97 245V246H98ZM101 245V246H102ZM114 245V244H113ZM172 245V244H171ZM178 245V244H177ZM176 245V246H177ZM181 245V244H180ZM189 245V246H190ZM201 245H202V243H201ZM213 245V244H212ZM212 245H211V247H212ZM228 244H226V246H227ZM249 245V244H248ZM247 245V246H248ZM79 246V245H78ZM114 246H116V244L114 245ZM175 246V245H174ZM199 245H197L196 246V248L197 249H199V247H198ZM204 246V245H203ZM222 246H224V245H222ZM244 246V245H243ZM242 246V247H243ZM254 247L256 246V245H253ZM92 247V246H91ZM138 247V246H137ZM137 247H135V250H136V248ZM169 247V246H168ZM180 247V246H179ZM184 247V246H183ZM191 247V246H190ZM210 247V248H211ZM241 247V248H242ZM254 247H252V248H254ZM25 248V249H24ZM108 248V249H107ZM144 248V249H143ZM163 248H164V246H163ZM170 248H171V246H170ZM173 248V247H172ZM202 248V247H201ZM204 248V247H203ZM202 248V249H203ZM215 248L216 247H214V249L212 248V252H213V254H216L215 252H214V250H215ZM221 248H223L224 249V247H221ZM238 248H240V247H238ZM244 248V247H243ZM248 248H249V246H248ZM248 248H246V249H248ZM251 248V249H252ZM258 248V247H257ZM257 248H254L255 250L257 249ZM160 249H162V247L160 248ZM168 248H166V251H169V250H167ZM189 249H191V248H187L186 250L188 251ZM193 249V248H192ZM206 249V248H205ZM223 249H222V251H223ZM253 249V250H254ZM259 249H260V247H259ZM262 249V248H261ZM260 249V250H261ZM99 250V249H98ZM170 250H173V249H170ZM177 250V249H176ZM194 250H195V248H194ZM194 250H193V252H194ZM208 250H210V249H208ZM221 250V249H220ZM228 250V249H227ZM242 250V249H241ZM244 250V249H243ZM242 250V251H243ZM80 251V250H79ZM86 251H88V250H86ZM113 250L111 249V252H112ZM164 251H165V249H164ZM197 251V250H196ZM201 251V250H200ZM231 251V250H230ZM127 252V253H126ZM162 252V251H161ZM170 252V251H169ZM173 252V251H172ZM192 251H190V253H188L189 255H190V257L192 258L193 256L195 257V255L196 254H194L193 256H191L192 255V253H191ZM198 252H199V250H198ZM203 252H205V251H203ZM208 252V251H207ZM217 252H219V251H217ZM239 252H240V249H239ZM251 252H252V250H251ZM25 253V252H24ZM23 253V254H24ZM162 253H164V252H162ZM174 253V252H173ZM197 253V252H196ZM200 253H202V252H200ZM220 253V252H219ZM229 253V252H228ZM232 254L234 253V252H231ZM15 254H16V252H15ZM15 254H14V256H15ZM119 254H120V256H119ZM164 254H166L165 256H168L167 255V252H165ZM164 254H161L162 255V259H163V256H164ZM169 254V253H168ZM176 253H174L173 255H175ZM185 254H186V252H185ZM184 254V255H185ZM209 254V253H208ZM221 254V253H220ZM247 254V253H246ZM106 255V254H105ZM116 255V256H117ZM161 255L159 256V258L161 257ZM173 255H172V257H170V258H172L171 260H173ZM200 256V254H197L196 256ZM210 255V254H209ZM212 255V254H211ZM230 256H231V254H229ZM123 256V257H122ZM156 256V255H155ZM164 256V257H165ZM169 256H170V254H169ZM179 256V255H178ZM178 256H176V257H178ZM204 256V255H203ZM229 256V257H230ZM88 257V256H87ZM175 257V256H174ZM189 257V256H188ZM187 256H186V259L188 258ZM193 257V258H194ZM212 257V258H211ZM210 258L212 259V262H211V260H209V259H207V257H206V259L208 260V261H210L211 262V264L214 262V261H216V260H214L213 261V257H214V255L213 256H211ZM216 257V256H215ZM218 257H220V258H218V259H221L222 257H221V255L219 256L218 255ZM234 257H235V255H234ZM261 257V256H260ZM54 258V259H53ZM179 258V257H178ZM190 258V259H191ZM198 258V257H197ZM203 258V257H202ZM224 258V257H223ZM226 258V257H225ZM52 259H53V261H55V262H52ZM107 259V260H106ZM116 259V258H115ZM118 259V258H117ZM165 259V258H164ZM194 259H196V258H194ZM193 259V261H195ZM201 259V258H200ZM199 259V260H200ZM203 259H205V258H203ZM227 259V258H226ZM229 259V258H228ZM262 259V258H261ZM109 260V261H108ZM160 260V259H159ZM166 260H169L168 258L166 259ZM171 260H169V262H171ZM177 260V259H176ZM175 259H174V262L173 263H171V264H176L177 262H179V261H176ZM179 260H183L184 261V257H183V259L182 258H180ZM192 260V259H191ZM206 260V261H207ZM230 260H232V257L230 258ZM235 260H237L236 258L234 259V262H235ZM239 260V259H238ZM264 260V259H263ZM58 261V260H57ZM197 261H198V259H197ZM204 261V260H203ZM217 261H219V260H217ZM221 261H222V259H221ZM229 261V260H228ZM228 261H223V264H224V262H227L228 263ZM254 261V260H253ZM61 262V263H60ZM167 262V261H166ZM188 261H186V263H187ZM196 262V261H195ZM195 262H193L194 264H195ZM200 262V261H199ZM220 262V261H219ZM240 262H242V261H240ZM255 262V261H254ZM180 263H182L181 261H180ZM185 262H183L182 264H184ZM185 263V264H186ZM189 263H191V261L189 262ZM192 263V264H193ZM201 264H202V262H200ZM199 263V264H200ZM222 263V262H221ZM226 263V264H227ZM247 263V262H246ZM252 263V262H251ZM257 263V262H256ZM259 263V262H258ZM168 264V263H167ZM177 264H179V263H177ZM207 264V263H206ZM208 264H210V263H208ZM214 264V263H213ZM216 264H217V262H216ZM220 264V263H219ZM244 264V263H243Z\"/></svg>",
    "mask_w": 264,
    "mask_h": 264
}]
</instances>
